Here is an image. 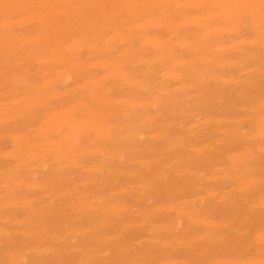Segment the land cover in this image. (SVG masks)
I'll list each match as a JSON object with an SVG mask.
<instances>
[{
    "label": "rangeland",
    "instance_id": "obj_1",
    "mask_svg": "<svg viewBox=\"0 0 264 264\" xmlns=\"http://www.w3.org/2000/svg\"><path fill=\"white\" fill-rule=\"evenodd\" d=\"M12 1L13 0H8V1L5 0L2 3L1 0H0V4L2 3L0 5V8H1L0 9V12H1L0 13V27H1L0 28V31H1L0 32V57H1L0 58V63L2 61H4L2 63L4 65L3 67L0 64V67H2V68H0V76L3 77V78L0 77V79H1L0 80V85H1L0 87L2 88V89L0 88V99H1L0 100V104H1L0 108H2L1 106H3V103H4V106H3L4 108H2L4 111L1 112L2 109H0V120H1L0 121V150H1L0 155L2 156V157L0 156L1 157L0 158V181L3 180V181L0 182V188H1L0 189L1 190L0 194L3 196V199H4V200L3 199L0 200L2 202V205H0V223H1L0 224V229H1V231H0V243L2 244V245L0 244V248L2 247L1 248L2 250H0V252H1L0 253V264L1 263L7 264L8 262H9L8 264H18L20 262H21L20 264H32V263L33 264H79V263H86V264L87 263L88 264H142V263L143 264H164V263H166L167 264V263H170L169 261H171V259H172V261H174V262H171V264H212V263L213 264H224V263H227V264L231 263L232 264L234 262L236 264H255V263L257 264L259 262L258 259H260V262L258 264H262V262H264V261H262V259H264V255H263L264 254V148H262V147H264V134H263L264 133V129L262 128V127H264V123H262V122H264V120H263L264 119V109H263V105H264L263 104L264 103L263 102L264 101V82H263L264 81V72H263L264 71V56H263L264 55V46H263L264 45L263 44L264 43V36H263L264 35V32H263V30H264L263 29L264 28V21H260V20L261 19L264 20L263 19L264 17H262L264 15V13L260 12V7L262 8V6H263L261 11L262 10L264 11V2H262L264 0H262V1L261 0L260 1L259 0H255V2L258 1V2H256L257 4L255 2H252V5H250V2L254 1V0H241V1L240 0H214V1L213 0H211V1L210 0H200L201 3L197 0L199 2L198 3L199 5L197 4V2L195 0H193V1L190 0L189 1V2H192V3L194 2V4L189 3L188 0H124V1L123 0H117V2L121 3V4L115 3L114 1H116V0H103V1L102 0H93V1L92 0H64V1L63 0H56V1L55 0H33V1H36V4L32 0H25V2H24V0L23 1L22 0H18L19 2L20 1L22 2V3L20 2V6H19V2H17V4L15 3V1H17V0H14L13 2ZM28 1H30V2H32L34 4H32V3L28 2ZM98 1H100V2L98 3ZM112 1L114 2L113 6L111 5ZM231 1H233L234 3H232ZM5 2H7L6 6L3 5ZM103 2H104V5H101V4H103ZM170 2H172V3L169 5ZM182 2L184 3V5L186 4V7L183 5ZM216 2L217 3H221L220 5L216 4V6L219 8V10H218V8L215 6L216 7L215 10H217V11H215L214 10L215 7H213V5H215ZM222 2H224V3H222ZM238 2H239L240 5L239 4L237 5ZM260 2H261V4H258ZM24 3H27V4L24 5ZM95 3H98V4H95ZM205 3H207V4L210 3L209 6H210L211 9L214 10L215 15L214 14L211 15V12H213V11L209 8L208 5H205ZM248 3H249V5H248ZM254 3L256 4L255 6L253 5ZM21 4H23L24 6L21 5ZM64 4H66L65 5L66 7L70 6L69 8L67 7V11H65V12H64V10H66L65 9L66 7L64 6ZM84 4H85V6H84ZM166 4L169 5V9H166L168 7ZM172 4H174V7H173ZM190 4H191V6H190ZM224 4H226V5H224ZM242 4L244 5V7H242L243 6ZM9 5L11 6V9H10ZM77 5H78V7H76L77 8L76 9L75 6H77ZM80 5H83L84 7H86L87 5L88 6L86 8H84V7H80ZM98 5L100 7L101 6L102 7L100 8ZM222 5H224V6H222ZM18 6L20 7V9L18 8ZM145 6H146V8H145ZM256 6H257L258 9L256 8ZM104 7H105L106 10H104ZM182 7H183L184 10L182 9ZM192 7H196V9L195 8L193 9ZM202 7H203V9H202ZM225 7H226V9H225ZM12 8L14 10H12ZM74 8L76 9L75 11L72 10ZM102 8H103V10H102ZM176 8H178L177 10L180 9V11H177ZM198 8H200V9H198ZM21 9H22V12H21ZM48 9H50V11ZM91 9H92V11H91ZM149 9L152 10V11H150ZM172 9H173V11H172ZM227 9H230V10L228 11ZM4 10H5V12H3ZM25 10H27V11H25ZM53 10H54V12L52 13ZM133 10H135V11H133ZM164 10L167 11V12H165ZM222 10H225V11L222 12ZM242 10L243 11L246 10V11H244V13H243ZM12 11H15V12H12ZM141 11L143 13H140ZM160 11H161V13L159 14ZM162 11H163V13H162ZM205 11H207V12H205ZM219 11H221L222 13L221 12L219 13ZM227 11H228V13H227ZM236 11H238V12H236ZM240 11H242V13H243L242 16H240L241 15ZM7 12H9V13H7ZM89 12H90V14H89ZM100 12H101L102 15L100 14ZM102 12H104V13H102ZM117 12L118 13L120 12L121 15L119 16L120 13L118 14ZM177 12H178V14H177ZM179 12H181V13L184 12V15H182L180 13L181 14L180 18H179V15H180ZM204 12H205V14H203ZM252 12L254 14H251ZM10 13H11L12 16L10 15ZM30 13H32V14H30ZM84 13H86V14H84ZM223 13H225V15H222ZM237 13H239L238 16H237ZM257 13L259 14V16H258ZM18 14H20V15H18ZM25 14H27V15H25ZM87 14L89 16H87ZM91 14H92V16H91ZM107 14H109V15L107 16ZM31 15L32 16L35 15V17H33V20L29 21V19L32 18ZM42 15L46 16L45 17L46 19L45 18L44 19L41 18V17H43ZM49 15L50 16L52 15L53 17L50 18ZM116 15H118L119 17L116 16ZM189 15H191V17ZM201 15L203 17H200ZM216 15H220L221 17L220 16H216ZM229 15H230V17H229ZM243 15H245V16H243ZM1 16L4 17V18H2ZM10 16L12 18H10ZM27 16H29V17H27ZM37 16H38V18L41 16L40 19L36 18ZM128 16L131 19H129ZM165 16H166L167 20H165ZM168 16L171 18V22H169L170 18ZM187 16H189L188 19L192 18L193 16L195 18L193 17L192 19L188 20ZM233 16L234 17L236 16L235 20H233V18H234ZM26 17L28 19H26ZM85 17L86 18L88 17V19H86ZM121 17L123 18L122 21L120 20ZM182 17H183V21L184 22L182 21ZM214 17L215 18L220 17L221 21H220L219 18H217L218 20L214 19ZM9 18L11 20L15 21V22L11 21ZM23 18H25V19L23 20ZM75 18H76V20H75ZM83 18H85L86 20H84ZM103 18H105V19H103ZM115 18H117V19H115ZM146 18H147V21H146ZM196 18H198V19H196ZM223 18H224V20H222ZM98 19H100V20H98ZM206 19L208 20V22L206 21ZM239 19H241V20H239ZM252 19H253V22H252ZM254 19H255L256 22L254 21ZM8 20L11 21V22L9 21L11 24L7 22ZM126 20L128 22H126ZM152 20L155 21V23ZM191 20H193V21H191ZM213 20H215V21H213ZM247 20H249V21H247ZM4 21H6V22H4ZM58 21H59V23H58ZM82 21H83V23H82ZM91 21H92V24H91ZM94 21L97 22V23H95ZM110 21H112V22H110ZM114 21H116V23ZM130 21H132V22H130ZM158 21H160V25L161 26L157 25L159 23ZM166 21H167L166 24L168 26H165V22ZM188 21L191 22V23H189ZM210 21H213V22H210ZM23 22L24 23L26 22V23L23 24ZM145 22H146V25H145ZM150 22H153L151 24L153 25L154 28L151 27L152 25L150 24ZM177 22H178V24H177ZM182 22H183V24H182ZM5 23L6 24L8 23V24L6 25ZM28 23H32V24L29 25ZM136 23L139 24V25H137ZM170 23L172 24V26H171ZM198 23H199V26L201 25L200 27L197 26ZM227 23H228V25L229 24L230 25L228 26ZM258 23L260 24V26H259ZM17 24H20V25L22 24V27L20 25H17ZM56 24H57V26H56ZM113 24H114V26H113ZM124 24H125V26H124ZM212 24H213V26H211ZM217 24H218V26H217ZM1 25H3V26L6 25L7 28H6V26L3 27ZM24 25H27V26L25 27ZM41 25H42V27H41ZM47 25H49V26L47 27ZM86 25H88V26H86ZM147 25H149V26L147 27ZM261 25H263L262 26L263 28L261 27ZM8 26H9L10 29L8 28ZM96 26H97L98 29L96 28ZM144 26H145V28H144ZM231 26H232V28H231ZM234 26H235V28H234ZM44 27H46V28H44ZM162 27H164L165 29L162 28ZM172 27H174V29H171ZM201 27H202V29H201ZM212 27L214 28V30H213ZM2 28H3L4 31H5V29L7 31L4 32L2 30ZM31 28H32V31H31ZM66 28L67 29L69 28V29L67 30ZM168 28H170V30ZM199 28H200V30H199ZM226 28H227V30H226ZM228 28H230V30L232 29V31L228 30ZM118 29H119V31H117ZM220 29H222L221 32H220ZM259 29H263L262 32ZM8 30H10V31L8 32ZM33 30L35 31L36 34H34ZM64 30H66V32ZM82 30H83L84 33H82ZM135 30H137V31H135ZM202 30H203V32L207 31V30L208 31L202 33ZM215 30H216V32L219 31V33H218L219 35L214 32ZM59 31H62L61 34H60ZM168 31H170V32H168ZM258 31L261 32V33H259ZM39 32H40V34H38ZM136 32L138 33V35H137ZM225 32H227V33H225ZM228 32H229V34H228ZM8 33L9 34L11 33V34L8 36ZM41 33H43V34L45 33L47 35H43ZM98 33L102 34L101 37H105V39L104 38L101 39V37H99L100 34H98ZM173 33L177 34V36L176 35L172 36ZM207 33H209L210 35H208ZM211 33L214 34V35H212ZM220 33H222L223 36ZM258 33H259V35H257ZM109 34H110V36H108ZM147 34L150 37H148ZM204 34L205 35L207 34L208 36H205ZM27 35H31V36L27 37ZM80 35L81 36H85V37H81ZM120 35H121V37H120ZM199 35H201V37ZM211 35H212V37H211ZM14 36H17L16 37L17 39H15ZM18 36L19 37L21 36V38H19ZM22 36H24V38L27 39V42L25 41V39ZM38 36H41V37H38ZM44 36H46L47 38L44 37ZM60 36H61V38H60ZM75 36H77L78 38H76ZM130 36H132V37H130ZM182 36H184V37H182ZM257 36H258V38H256ZM4 37H6V38H4ZM10 37H12V38L8 39ZM33 37H35V38H33ZM43 37L46 38V39H44ZM67 37H68V39H67ZM88 37L90 38L89 41H88V39H89ZM117 37L118 38L120 37V39H118ZM168 37H170V38H168ZM197 37H199L198 40H195V38H197ZM205 37L207 39H204ZM71 38H73V39L75 38V39L73 40ZM129 38H132L133 41L131 39H129ZM155 38L156 39L159 38V39L156 40ZM172 38H174V39L172 41H170L169 39H172ZM255 38L256 39L260 38V40H259L260 42H258V40H256ZM40 39H42V41ZM78 39L79 40L83 39L84 41L82 40L81 41L82 43H81L80 41H78ZM85 39L88 42H86ZM106 39H107V41H106ZM146 39L150 40L151 43L148 40H146ZM175 39H176V41H175L176 43L183 44L182 42L184 41V43H187V44H183V45L179 46L178 44H176L174 42ZM199 39H201V40H199ZM202 39H204V40H202ZM241 39L243 41H245V42H243ZM44 40H46L47 43ZM56 40H58V41H56ZM61 40L62 41L64 40L63 41L64 44L61 43ZM68 40H69V42H68ZM72 40L76 41L77 43L76 42L73 43ZM100 40H102V41H100ZM143 40H146L148 43L146 41H143ZM158 40L159 41L160 40H164V41L167 40V41L165 42V45H162V44H164L162 41H161L162 44H157L159 42ZM192 40H194L196 42L198 41L197 42L198 44L193 41V43H195V44H194V46H192V42H191ZM1 41H3V44H2ZM31 41H33V42H31ZM92 41H94V43ZM131 41H132V43H130ZM186 41L191 42V43H188ZM36 42L37 43L39 42L41 44L40 47H42V48H40L38 46L40 44L38 43V45H37ZM49 42H51V44ZM53 42H54L55 46H54ZM95 42L97 44L98 43L99 44L97 45ZM101 42H103V43H101ZM115 42H119V46L117 45L118 43H115ZM168 42H169V44H168ZM201 42L202 43L205 42L203 44L204 46L202 45ZM207 42H209V43L207 44ZM257 42L260 43V45ZM91 43H93V44L91 45ZM123 43H125V45ZM25 44H28V45L32 44V45H31V47H28V45L26 46ZM67 44L70 47H72V46L73 47L69 49V46ZM70 44H72V45H70ZM171 44H172V46H171ZM205 44H207L209 46H207ZM231 44L233 45V47H232ZM234 44H235V46H234ZM238 44H239V46H238L239 49H238V47L236 49V46ZM247 44L251 45L252 48L249 47ZM52 45H53V47H52ZM66 45L68 46V48H67ZM102 45H103V47H102ZM113 45H115V46H113ZM160 45L161 46H165V48L161 47L163 51L159 47ZM199 45H201V47H198ZM32 46H34V48ZM43 46L46 48V50L43 49ZM130 46H132V47H130ZM187 46L189 48L186 49ZM22 47H23V49H22ZM36 47H39V48L37 49ZM77 47H80L82 50L80 48L77 49ZM106 47H107V49H106ZM133 47H135V48H133ZM145 47H147V49ZM191 47H193V51H191L192 50ZM194 47H196L195 49L198 48L197 49L198 51L197 50L195 51ZM230 47L232 49H235V50L233 51ZM18 48H19V50H18ZM48 48L50 50H48ZM86 48H87L88 51L86 50ZM101 48L104 49L105 51L102 50ZM9 49H11V50H9ZM34 49H36L37 51L34 50ZM42 49L44 51H42ZM100 49L105 54L104 55L102 53L104 56L98 54V53H101ZM135 49H137V50L141 49V50L138 52ZM143 49H146V50H143ZM168 49H169V51H168ZM179 49H180V51H179ZM22 50H25V51L23 52ZM47 50L51 51V53L48 52ZM60 50H61L60 53L55 54V53H57L56 51L59 52ZM65 50H67V51L65 52ZM72 50H76L77 53L75 54V56L71 52ZM130 50H132V51H130ZM218 50H220V51H218ZM231 50H232V52H231ZM93 51H96V52H93ZM121 51H123V53H120ZM156 51H157V53H156ZM158 51H159V53H158ZM205 51H206V53H205ZM7 52H9V54ZM21 52H22V54H21ZM38 52H40V54H38ZM43 52L45 54H43ZM91 52H93L94 54L93 53L91 54ZM108 52H111V53L109 54ZM125 52H127V53H125ZM128 52L130 54H128ZM153 52L156 53V56L159 55V57L158 58L155 57ZM162 52H163V54H161ZM169 52H171V53L173 52L172 53L173 57H172V54L169 53ZM14 53H15V55H14ZM48 53H49V55H48ZM62 53H66L68 57H66V54L63 55ZM2 54H4V56ZM26 54H30V55L26 56ZM61 54H62V57H58L59 59L58 58L56 59V56H61ZM77 54H78L79 57L78 56L76 57ZM118 54L119 55L121 54V56H119ZM122 54H124V56ZM131 54L134 55V56H132ZM136 54L138 55V57H137ZM92 55H94V56H92ZM129 55H131V56H129ZM254 55H255V57H254ZM6 56H8V58ZM13 56H15V57H13ZM24 56L27 57L26 61H25L26 58ZM40 56H43L45 58L40 57ZM50 56L51 57L55 56V57H53L55 59L53 60V58H51L52 59L51 60ZM114 56H116V57H114ZM126 56L127 57L129 56L128 57L129 59H130V57H131V59H132V57H134V59H132V60L130 59V60L126 61V63H125L124 61L128 59ZM152 56H153L154 59L156 58V60L152 59ZM160 56H166V57H164V58H166V60L164 58H161ZM193 56L196 59V61L193 58ZM64 57L67 58V60L70 59V61L72 63L70 61L65 60ZM91 57L93 58V60L91 59V61H90L89 58H91ZM101 57H103V58H101ZM121 57H122V59H121ZM123 57H126V58L124 59ZM167 57L170 58L171 60L168 59ZM205 57H209L208 58L209 61H208V59L206 60ZM220 57H222V59ZM228 57H229V60H228ZM253 57L255 59H253ZM10 58H12V59L10 60ZM87 58L89 59L88 61H87ZM178 58H179L180 61L178 60L179 62H175V61H177ZM219 58H220V60H219ZM225 58H227V59H225ZM60 59H63V60L61 61ZM100 59L102 60V62H101ZM147 59H148V62H146ZM167 59L170 60V61L168 62ZM192 59H194L193 60L194 62L191 61ZM203 59L206 60V62L208 61V64H206V62H204ZM29 60H31V61H29ZM35 60H37V62L40 65ZM119 60H120V62H122L124 60L122 62V63H125V65L123 64L125 66L124 68H123V65L121 63H119ZM162 60L166 61L167 63L166 62H162ZM234 60L237 61V62H235ZM45 61L48 62L49 64L44 63ZM65 61H66V63H64ZM201 61H203L204 64L201 63ZM40 62L41 63L43 62V64L46 65V66L42 65ZM59 62H61V64H59ZM145 62H146V64H145ZM157 62L159 64L161 63L160 66H158L159 64ZM182 62H188V63L182 64ZM230 62H232V63H230ZM246 62H247V64H246ZM14 63H16V64H14ZM24 63H26V64H24ZM89 63H90L91 66L89 65ZM115 63H117V64H115ZM156 63H157V65H155ZM162 63L164 65H162ZM179 63H181V66L180 65L178 66ZM194 63H196V64H194ZM234 63H235V65H233ZM73 64L74 65L77 64V65L74 66ZM105 64H107L108 66L106 67ZM190 64H191L192 67L188 66ZM225 64H228V65H225ZM13 65H14V67H13ZM64 65H66V66H64ZM173 65H174V67H173ZM229 65H230V67L228 68ZM5 66H7V67L5 68ZM87 66L91 67V68H89L90 71H89ZM198 66L201 68L202 71L200 70V68ZM94 67H95L96 70L94 69ZM112 67L114 69H116V70H114ZM184 67H185V69H184ZM193 67L195 69L199 68V70L196 69L197 70V72H196L194 69H192ZM257 67H260V68H257ZM49 68H51V69L49 70ZM92 68H93V70L91 71ZM97 68L99 70H97ZM121 68H123L124 70H127V71H124ZM187 68H188V71H187ZM209 68H211V71H208V70H210ZM37 69H39L38 72H40V73L37 72ZM71 69L74 70V71H72ZM189 69L190 70L192 69L193 71L192 70L190 71ZM45 70L46 71L49 70V71H47L48 74L46 73ZM63 70H67V75H66V72L63 71ZM82 70H83V72H82ZM257 70H259V72L262 75H260L259 72L257 73ZM75 71H76L77 74L75 73ZM80 71L82 73H80ZM205 71H207V75H205L206 74ZM248 71H249V73H248ZM254 71H256V73H254ZM6 72H8V73H6ZM59 72L60 73L61 72L62 73L65 72V73H63L64 74L63 75V74H59ZM68 72L71 73V74H69ZM163 72L166 74L164 78H163V76H164ZM203 72H205V74H203ZM208 72H210V74ZM89 73H91V74H89ZM155 73H156L157 76H155ZM169 73H171V75H177L178 77L170 76ZM175 73H177V74H175ZM179 73L181 75V79L182 80L179 79L180 78ZM244 73H246V74H244ZM3 74H6V75L3 76ZM39 74L42 75V76H39ZM57 74H58V76H57ZM72 74L74 75L75 78L73 77ZM78 74L80 75V77H78L79 76ZM127 74L130 77H128ZM148 74H149V76H148ZM202 74H203V76H202ZM224 74H226V75H224ZM37 75H38L39 78H37ZM48 75H50V78H49ZM68 75L72 76L71 79H70L71 82H69L70 80H67L68 78H70ZM91 75H93V77H91ZM108 75L110 77H108ZM135 75H136V77H135ZM216 75H218V78H216L217 77ZM254 75H256V76H254ZM46 76H47V78H46ZM65 76H67L68 78L66 79ZM132 76L135 79L132 78L134 81L131 82L130 78ZM191 76H193V77H191ZM208 76H209V78H207ZM211 76L214 77V78H212ZM43 77H45L48 82L43 83V80L46 81V79L43 78ZM52 77H53L54 81L53 80H49V79H52ZM90 77H91V80L94 78V80L91 81V82H89V80H88V79H90ZM102 77H103V79H102ZM168 77L170 78L169 81H168V79H169ZM250 77H252V78L250 79ZM10 78L13 79V80H10ZM28 78H29V80H28ZM198 78L199 79L201 78L200 79L201 81ZM202 78H204V79H202ZM23 79H24V81H23ZM55 79H57L58 81L55 80ZM101 79H102V82L107 80L106 82H104L105 86L101 82ZM164 79H165V81H164ZM177 79H179V80H177ZM208 79L211 80V83H210V81ZM213 79H214V81H213ZM229 79H231V80H229ZM15 80H17L16 81L17 83L13 82ZM123 80H125V81H123ZM136 80H137V82H136ZM207 80L209 82H207ZM241 80L243 82H241ZM245 80H246V82H245ZM55 81L56 82L60 81L59 82L60 84L56 83ZM86 81L88 83H91V86H92V84H94L92 86V88L88 87V85L90 86V84H88ZM141 81L143 83L140 84V86H139V82H141ZM146 81H148V82H146ZM9 82H10V84H9ZM144 82H146V83H144ZM229 82H231V83H229ZM233 82H235V83H233ZM5 83H6V85H4ZM19 83H21L23 85H18ZM27 83L29 84V86H27L28 85ZM53 83L54 84L56 83V84H59V85L55 84L56 86H53L54 85ZM86 83H87V85L85 87ZM100 83L102 85H99ZM147 83H148V85L150 84L149 85L150 91H149V89H147L148 88ZM223 83H224V85L226 84L227 86L225 85V87H223ZM37 84H39V85H37ZM41 84H42L43 87L40 86ZM136 84L139 87H137ZM257 84H259V85H257ZM48 85H50L51 88L54 87V91L57 92L58 94L57 93H53L51 91L53 89H51L49 87L47 88ZM61 85H63L62 88H61ZM183 85L186 87V89H185V87ZM188 85L191 86V89H190V87H188ZM205 85L207 86V88H205L206 87ZM242 85H244V86H242ZM9 86H11V87H9ZM24 86H25V88H24ZM35 86L38 87V88L40 87L38 90H40L39 93L41 92L40 93L41 95L38 93V90H37V88ZM65 86H66V88H65ZM108 86H110V87H108ZM132 87H133V89L131 90ZM226 87H227L228 90H226ZM247 87H248V89H247ZM22 88L24 90L27 89L26 92ZM41 88H46V89L43 90ZM93 88L96 89L97 91L94 90ZM128 88H130V89L128 90ZM174 88H176V89H174ZM10 89H12V90L10 91ZM71 89H72V91H71ZM110 89H111L112 92L110 91ZM163 89H165V91L163 93L159 92V91H163ZM18 90H19V92H18ZM100 90L102 91L101 93H100ZM219 90L222 91V92H219ZM14 91L15 92L17 91L16 94H15ZM66 91H68L70 94H68V92H66ZM70 91L72 92V94H71ZM167 91H169V92H167ZM177 91H178V94H177ZM245 91H247V92H245ZM35 92H37L36 94H38V97L36 96ZM42 92H45V93H42ZM47 92H48L49 95L47 94ZM62 92L64 94L60 95L59 93H62ZM107 92H109V93L106 95ZM165 92H167L168 94L165 93ZM202 92H205L206 94L205 93L203 94ZM230 92H232V93H230ZM32 93H34L35 96H36V99L39 98V100H36L34 97L31 98V100H29L28 98L30 96L31 97L34 96ZM75 93H76V95L74 96ZM87 93H89V94H87ZM227 93H229L232 96H230ZM13 94H15V95L13 96ZM67 94L70 95V96H68ZM103 94H105L104 95L105 97L103 96ZM162 94L163 95L165 94V95L163 96ZM50 95H52V97ZM53 95H55L54 97L56 98V100H54L55 98H53ZM109 95H110V97L112 96L111 98H113V100H111ZM159 95L161 96L160 97L161 102L158 104L157 102H159V100L157 102H156V100H157V98H159L158 97ZM205 95H207V96H205ZM63 96H65L66 98L63 97ZM71 96L72 97L74 96V98L76 99V103H75V99L72 98ZM89 96H91L92 99ZM155 96H157V97L155 98ZM166 96H167V98H165ZM201 96H203V98ZM23 97H28V98H26V99L29 100L28 103L26 101L25 102L21 101V100L24 101ZM40 97H42V98H40ZM97 97L99 99L101 98L100 99L101 103H100L99 99H98L99 101L96 100ZM135 97H137V98H135ZM46 98H50L51 101H50V99L45 101ZM58 98H60L61 100L60 99L58 100ZM62 98H64V99H62ZM82 98H83V100H82ZM102 98H104V100L106 99V101H104ZM170 98H172V99H170ZM186 98H187V100H185ZM2 99H3V101H2ZM32 99H35V100L32 101ZM40 99L42 100V102L40 101ZM86 99L88 100V102H86L87 101ZM120 99L123 100L124 102L123 101L121 102ZM132 99H133V101H132ZM78 100H80V103H79ZM81 100L83 102H81ZM118 100H120V101H118ZM126 100H127L128 103H133V104H131V105L129 104L128 105V103H125ZM129 100L132 101V102H130ZM34 101L35 102L38 101V102L35 103ZM61 101H63V103H61ZM93 101H97V103H94ZM103 101H104V103H103ZM142 101H143V103H142ZM16 103H18V104H16ZM25 103H26L27 106L25 105ZM34 103L37 104V106ZM72 103H73V105H72ZM110 103L114 104V105H111V107H110ZM122 103H124V104L122 105ZM137 103L140 104V106H141L140 109H139L140 106H138ZM151 103H152V105H150ZM153 103H155V104L157 103L156 105H158L160 108L158 106H156L155 104L153 105ZM10 104H12V106ZM14 104H16V105H14ZM21 104H22V106H21ZM38 104H41L40 107H39ZM78 104L79 105L81 104V105L78 106ZM100 104L101 105L104 104L105 106L104 105L103 106L105 108L103 106H100ZM118 104H119V106L120 105H122V106L119 107ZM146 104H148V105H146ZM238 104H240V105H238ZM255 104H256V106H254ZM259 105H262V106L260 107ZM7 106L8 107L11 106V109H8ZM23 106H25V107H23ZM41 106H43V107H41ZM70 106L72 108H74V109H72ZM89 106H91V107H89ZM97 106H98V108H97ZM116 106H117V108H116ZM123 106H125V107L126 106L127 107L130 106L131 108L135 109L136 111L133 110V109L130 110V108H127V107H126L127 109L125 110V107H123ZM154 106H156L155 109H153ZM52 107H53V109H52ZM197 107H199V108H197ZM92 108L94 109V111L96 110L95 113H101L102 117L100 118V120H102V121L104 119L103 116L106 117V118L108 117L109 120H110V118H112L111 116H113L111 114H115V115L118 114V116L115 117V115H114L113 117H115V118H112V120H110V122H109L108 119H106L107 121L104 120V122L101 121V123H95V122H99L98 117H100V116L98 114H95L93 112ZM121 108H123V109H121ZM255 108H257V109H255ZM61 109H62V111H60ZM87 109L90 110V111L87 112L88 111ZM243 109H246V110H243ZM250 109L252 111H250ZM25 110L27 111V113L29 112L30 114L29 113L27 114ZM33 110H35V112ZM64 110H65V112H64ZM70 110L73 113L70 112ZM79 110H80V112H79ZM97 110L99 112H97ZM124 110L125 111L128 110L131 114L137 112L138 115L136 113V114H133L131 116V114L128 111L125 112ZM132 110L134 112H131ZM7 111H10V113H6ZM22 111H24L25 113L22 112ZM30 111L33 112L34 115ZM120 111H121V113L119 114ZM146 111H147V113H146ZM18 112H20V114ZM108 112L111 113V114H109ZM116 112H117V114H116ZM139 112H140V114L141 113L142 114L140 115ZM144 112H145L146 115L144 114ZM4 113H6V114H4ZM41 113H42V116H41ZM51 113H53V115ZM81 113L83 115H80ZM85 113H86V115H85ZM1 114H3V115H1ZM7 114H10V115H8L9 117L6 116ZM12 114H13V116H12ZM49 114H51V117L49 116ZM73 114H74V117H72L71 120L68 119L67 117H65V116H71ZM89 114H91V115H89ZM107 114H109V115H107ZM122 114L125 115V116L130 115L128 117H130L131 119H128V117H125V116L123 117ZM155 115L157 116V118H156ZM160 115L162 116V119L160 118L161 117ZM10 116L13 117V118H11ZM58 116L60 118L63 116L64 119L62 117L60 119L59 124H57L56 122H55L56 124H54L53 122L55 121V119H57V118L59 119ZM89 116H91L92 118L89 117ZM88 117H89V120H88ZM2 118H3V122H2ZM14 118H17V119H15V122L13 124H11L12 123L11 120H14ZM83 118H85V119H83ZM90 118H91V120H90ZM94 118L95 119L97 118L98 121H97V119H96V121H94L95 120ZM116 118H117V120H115ZM142 118H143V120H142ZM211 118H212V120H211ZM18 119H21V120L18 121ZM48 119H50V120H48ZM53 119H54V121H53ZM65 119H68L67 122L65 121ZM72 119L74 121H72ZM77 119H79V120L81 119V121H79ZM82 119H83V121L84 120L86 121V122L84 121V123H85L84 125L86 126L85 129H84V125L82 123L83 122ZM145 119H147V120H145ZM227 119L229 121L231 120L230 121L231 123ZM251 119H252V121H251ZM7 120H8L9 123L7 122ZM36 120H38V121H36ZM92 120L94 121L93 125L98 124V125H101V127H99L98 125L97 126L91 125L93 123ZM213 120H215V121H213ZM17 121H18V123H16ZM71 121L75 122V124H71ZM88 121H91V124H87ZM132 121H135L136 123L133 122L134 123L133 124ZM142 121H143V123H145L147 121L145 123L146 125L141 123L142 125H145V126L139 125L140 122H142ZM148 121L149 122L151 121V123H148ZM4 122H7V123H4ZM57 122H58V120H57ZM201 122L202 123L206 122V124L204 123L202 125ZM210 122H212V123H210ZM224 122H227V123L225 124ZM76 123H79L78 125L81 126V129ZM88 123H90V122H88ZM105 123H107V124H105ZM68 124L70 125L71 129L69 128ZM135 124H137V127L135 126ZM155 124H157V125H155ZM198 124H200L199 127H198ZM219 124H220V126H219ZM250 124H252V125H250ZM16 125H19V126H16ZM53 125L54 126L56 125L55 126L56 128ZM57 125L58 126L61 125L60 128L58 127V129L60 130L62 128L61 129L62 132H61V130H60V132H59V130H57ZM66 125L68 127H66ZM74 125H75V127H74ZM89 125H91V126H89ZM104 125H105V127L108 126L107 129L109 128V130H108L109 132L107 131V129H103V128H105ZM115 125L117 126V128H116ZM149 125L152 126V127L150 128ZM169 125H170V127H169ZM205 125H206V127H204ZM63 126H64V129H63ZM131 126H133V127H131ZM195 126H197V127H195ZM9 127H10V129H8ZM17 127H18V129H17ZM40 127H41V129H39ZM46 127H47V129H46ZM98 127L100 128L101 131L103 130V133L100 132ZM111 127H113V128L111 129ZM114 127H115V129H114ZM193 127H195V128H193ZM50 128L52 130L55 129V131H52ZM95 128L96 129L98 128V130H94ZM32 129H34V130H32ZM167 129H169V130H167ZM189 129L190 130L194 129V130L190 131ZM196 129H198V130H196ZM18 130H20V131H18ZM40 130H44L43 133L40 132ZM45 130H48V132H46ZM68 130H70V131L68 132ZM84 130L87 133L84 132ZM89 130H92L94 132V134L91 133L92 131H89ZM104 130H106L109 134L110 133H112V134L109 135ZM136 130H137V133H136ZM138 130H139V132H141V131L142 132L139 133ZM231 130L232 131L234 130V131L232 132ZM50 131L53 132V133L49 134L50 136L53 134L51 136V139H50V136L48 135V133ZM88 131L91 134H88ZM97 131H98V133L96 134ZM10 132H11V134H10ZM72 132H73V134H75L74 136L71 134ZM166 132H168L169 135ZM20 133H22V135H20ZM57 133H59V134H57ZM99 133H100L101 137L103 135L104 138H102V139L103 140L105 139V141H107V142L103 141L102 139H101V141H98L99 140L98 137H100ZM163 133H165L164 135H166V136H164ZM242 133L244 134L245 137L242 136L243 135ZM245 133H246V135H245ZM54 134H56V135H54ZM87 134H88L89 137L87 136ZM126 134H127V136H126ZM133 134L134 135L137 134V136L135 135L136 137H134V136L132 137ZM158 134H160V135L162 134L163 135V139L162 140H161V138H162L161 136L162 135L161 136L159 135V137H160V140H159ZM191 134H192V136H191ZM231 134L234 135V136L233 137L231 136L230 137L231 140H230L229 136ZM253 134L254 135L256 134V135L254 136ZM19 135H20V137H19ZM34 135H36V136H34ZM41 135H43V136H41ZM45 135H47V138L49 139L50 142H51V140H52V142L55 141L54 144L52 142L48 144V146H50L52 149L53 148H55V149L51 150L50 147H49L50 149L48 148V146L46 144L49 141L48 142L46 141V140H48L47 138L45 140V137H46ZM129 135H131V136H129ZM193 135L195 137H193ZM61 136L64 137V138L61 139ZM65 136H67V137H65ZM95 136L97 137L96 139H95ZM125 136H126V138L128 137V139H126ZM186 136H188V137H186ZM251 136L252 137L254 136V137L252 138ZM112 137H114V138L112 139ZM130 137H131V139H129ZM167 137L169 138V140L170 139H172V140L175 139V142L173 143L172 141L167 140ZM183 137H184V139H183ZM248 137H250L251 139L248 138ZM40 138H42V140ZM73 138L75 140H72ZM76 138H78L80 140L77 139L78 140L77 141ZM106 138L109 139V140H106ZM120 138H122V139H120ZM19 139L22 140V141H20ZM36 139H37V141H36ZM67 139H68V141H67ZM89 139H90V141H89ZM28 140L30 142H28ZM31 140H33V141H31ZM43 140H45V141L43 142ZM62 140H64V141H62ZM122 140H124L123 144H122V142H123ZM178 140H180V141H178ZM13 141H14V143H13ZM58 141H59L60 144L58 143ZM74 141H76V143L78 142L77 144H79L80 146L82 145L83 147L81 146L80 148H76V146H77L76 143L71 145L70 142L73 143ZM92 141H94V142H92ZM96 141H98V142H96ZM125 141H127V142H125ZM16 142L17 143H19V142L22 143L23 142L22 144L19 143L22 146H20L19 144L16 145ZM220 142H222V144ZM25 143L27 144V146L25 145ZM56 143H58L57 144L58 147H57ZM65 143H66V145H65ZM93 143H94V145H93ZM31 144L32 145L34 144V145L31 146ZM41 144H42V146L45 149L42 148ZM51 144H53V145H51ZM63 144L65 145L64 147H63ZM69 144L71 145L72 148L70 146H68ZM173 144H175L176 146H173ZM216 144H218V145H216ZM29 145H30V147H29ZM44 145H46L47 148ZM87 145H88V147H87ZM169 145H171V146H169ZM59 146H61V147H59ZM67 146L70 148L68 150L71 151V149H73L75 151L72 150V152H70V151L68 153L65 152V150H67V149H65V147L68 148ZM205 146H206V148H205ZM19 147L25 149L24 152H26V154H24V152H21L23 149H20ZM33 147H35V148H33ZM73 147H75V148H73ZM84 147H87V149L84 148ZM197 147H198V149H197ZM208 147L210 149L213 148V150L212 149L209 150ZM29 148H33V149H29ZM59 148H62V149H59ZM101 148L103 149V151H102ZM259 148H262L263 151H262V149H259ZM13 149H14V151H13ZM27 149H29L31 152L29 150L27 151ZM56 149H58L57 152L55 151L56 153L53 152L54 153L53 154L52 151H54ZM97 149H99V150L101 149L100 151L103 152V154L101 152L102 156L101 155L99 156L100 152ZM191 149H195V150H191ZM44 150H46L47 152L49 150L50 151L47 153ZM62 150H64V151L61 153ZM104 150H105V152L106 151L107 152L105 153ZM121 150H122V152H121ZM200 150H202V151H200ZM229 150H230L231 153L233 152L232 155L229 152ZM34 151H38V152L35 153ZM125 151H126V153H125ZM248 151H249V153H248ZM18 152L20 154L19 158H18ZM29 152H30L31 156L29 155ZM32 152H34V153H32ZM86 152L87 153L90 152V154L86 155L87 154ZM200 152H202L203 154L202 153L200 154ZM243 152H245L246 154L243 153ZM27 153H28V155H27ZM31 153L34 154V155H32ZM38 153L40 154V156H38L39 155ZM51 153H52L53 156L51 155ZM63 153H65L64 156L62 155ZM78 153L80 154L81 158L78 157L79 156ZM197 153H199V154H197ZM247 153L248 154L252 153V154H250L247 157L246 156V155H248ZM22 154H23L24 157L21 156ZM45 154L47 155V158L44 157ZM48 154L51 155V156H48ZM69 154L72 155V156H70ZM112 154H113V156H111L112 158L109 157L111 160L107 159L108 158L107 156L112 155ZM119 154H122L120 156V158L118 157ZM235 154H238V155H236L238 157V159L235 158ZM25 155H27V157ZM55 155H56V157H55ZM68 155H69V157H68ZM115 155H118L117 156V160H116ZM202 155H203V157H202ZM28 156L29 157L33 156L32 160H35V158L36 159L38 158L37 160H35L37 162V164H36V162L33 163L31 158H29ZM61 156H62L63 160L61 159ZM25 157H26V159H25ZM43 157L46 158V159H44ZM67 157H68L69 160L67 159ZM71 157L72 158L75 157V158L72 159ZM28 158L30 160V164L27 163ZM249 158L250 159L252 158V159L250 160ZM64 159H65V161L67 160V162L63 163ZM104 159H105V162H104ZM235 159H237V160H235ZM22 160H25V161H22ZM54 160H55V162H54ZM142 160H144V161L142 162ZM20 161L22 163H20ZM69 161H71V162L69 163V166H68V164H66V163H68ZM148 161H149V163L150 162L151 163L148 164L147 163ZM174 161H176L177 163L174 162ZM23 162H24V164L27 167L24 166ZM75 162L77 164H79V165H77V164L75 165ZM250 162H251V165H250ZM61 163H63L62 166H60ZM104 163H106V164H104ZM174 163H175V165H174ZM237 163L239 165H236ZM9 164H10V166H9ZM18 164L21 165V166H19ZM34 164H36V165L34 166ZM40 164H41V167L39 166ZM64 164H66V166H64ZM46 165H48V169H47ZM74 165H75V167H73ZM33 166H34V168H31ZM37 166H38V169H36ZM63 166H64V168H63ZM234 166H236V167H234ZM245 166L247 168H244ZM251 166H252V169H251ZM39 167H40V169H39ZM42 167L43 168L46 167V168H44V170H43ZM98 167H99V169L101 168V171H103V172H100ZM103 167H104V169H103ZM12 168L14 170H16V173H14V170ZM18 168H19V170H18ZM24 168H26V169H24ZM106 169H108V171ZM234 169H236V170H234ZM245 169H247V171ZM22 171H23V173H22ZM60 171H62V172H60ZM91 171H93V172H91ZM197 171H199V172H197ZM200 171H202V172H200ZM96 172H98L99 174L97 175ZM213 172H216V173H213ZM234 172H236V173L234 174ZM13 173L15 174V176H14ZM95 173H96L97 176L95 175ZM198 173L200 175L197 176ZM203 173H205V176H204ZM248 173L251 174V175L249 176ZM33 174L36 175V178H35V175H33ZM192 174H194V175L192 176ZM212 174H214V175L212 176ZM242 174L244 176H242ZM4 175H6V176H4ZM30 175L34 176V177H32L33 179L31 177H29ZM89 175H91V176H89ZM236 175H237V177H236ZM12 176L14 178H12ZM210 176H212V178ZM222 176L223 177L226 176V177L223 178ZM247 176H248V180H246ZM9 177L12 178V180L11 179L10 180L12 182L14 181L13 183L8 179ZM218 177H219V180H218ZM228 177H230V179ZM242 177H244V178H242ZM25 178H27V179L29 178V179L27 181H25L26 180ZM94 178L97 179L96 182L98 184L95 182V180L94 181L92 180ZM238 178L239 179L241 178V179L239 180ZM261 178H262V181H258L259 179L261 180ZM251 179H254V181H252ZM255 179H257V181L260 182V183H258ZM7 180L9 181L10 185L13 184V186H9V185L6 186L7 184H9ZM89 180H91V181H89ZM99 180H101V181H99ZM36 181H37V184L34 183ZM147 181H148V184L146 183ZM15 182L18 184V186H17V184ZM20 182L21 183L23 182V183L21 184ZM26 182H28V183H26ZM143 182H145L146 184L143 183ZM253 182L256 184V186H255V184H253ZM29 183H30V185L31 184L32 185L30 186ZM47 183L49 185H51L53 183L51 185L52 187L48 186ZM14 184L16 186H14ZM33 184H35L36 187ZM42 184H43V186H42ZM85 184H86L87 187H85ZM90 184H92V185H90ZM240 184H241V187H240ZM37 185H39L38 188H37ZM3 186L4 187L6 186V187L3 188ZM27 186H30V188L29 187L27 188ZM141 186H143V187H141ZM174 186H175V188H174ZM236 186L239 187L240 189L237 188ZM8 187L12 188L14 191L12 189L9 190L10 188L8 189ZM44 187H45V189H44ZM73 187H74V189H73ZM140 187H141V189H139ZM255 187H256V189H255ZM71 188L73 190L70 192ZM77 188H78V190H77ZM52 189H53V191H52ZM143 189H145V190H143ZM237 189H238V191H237ZM241 189L245 190V191L247 190V191L243 192ZM8 190L12 191L13 193L12 192L8 193ZM231 192H232V195L233 194H235V195L231 196ZM71 193H72V195L70 196ZM143 193H144L145 197H144ZM211 193H212V195L208 196V194H211ZM13 194L15 196L16 195L17 196L15 197ZM141 194H142V196H141ZM9 195L11 197L10 199H12V200H13V197H14V200H15L14 202L15 203H17V202L19 203V204H17L18 206L16 205L17 207L22 205V206L19 207L20 209L16 208L15 203H13L12 201H11L12 203L9 202V205L11 203L10 206L7 205L8 204V199H9ZM97 195L100 196V197H97ZM214 195H215V197H214ZM229 195H230V197H229ZM2 196H0V198H2ZM83 196H85V197H83ZM104 196H106V197L103 198ZM202 196H204V199H200V198H203ZM210 196H212V197H210ZM101 197L104 200L103 199H101V200L98 199V198H101ZM261 197H263V198H261ZM20 198H22V199H20ZM52 198H54V199H52ZM85 198H88V199H85ZM96 198H97V200H99L98 202L101 205H97ZM10 199H9V201H10ZM23 199H25L26 201L23 200ZM78 199L83 201V202L80 201V202L77 203ZM192 199H194L195 202ZM52 200H54V201H52ZM119 200H120V202H118ZM198 200H199V202H198ZM5 201H7V202H5ZM51 201H52V203H51ZM86 201L87 202L91 201V203L90 202L89 203L92 204L91 205L92 207H90L89 206L90 204L86 203ZM110 201L112 202L113 205L110 204ZM20 202H22L24 204L26 203L25 206L22 203L20 204ZM29 202H31V203H29ZM116 202H118V204L120 203V205H118ZM176 202L178 203V205H177ZM225 202H227L228 205H224ZM50 203H51V206H50ZM74 203H77V204H74ZM83 203L86 206L83 205V208H82L81 205ZM185 203H186V206H187L186 209H185V206H183V205H185ZM28 204H30V205H28ZM31 204H33L34 207L36 206L35 210L34 209L29 210L30 208L33 207V206L31 207ZM102 204L103 205L106 204V205L102 207ZM198 204H200V205H198ZM252 204H254V205H252ZM259 204H262L263 207L261 205H259ZM111 205L113 206V208H112ZM114 205H116L117 207L114 206ZM161 205H163V206H161ZM87 206H88V208H87ZM98 206H100L101 209ZM251 206H254V207H251ZM76 207H77V209H76ZM119 207H121L120 210H119ZM122 207H124V208H122ZM155 207H156L157 210L155 209ZM165 207H167V208H165ZM172 207H175L176 210H175V208L173 209ZM190 207H192V208H190ZM6 208H7V211H5ZM158 208H161V209H158ZM171 208H172V211H171ZM42 209H43V211H41ZM109 209H111V212H109ZM116 209L118 210V212L120 211V213H118ZM125 209H127V210H125ZM164 209H166V210H164ZM182 209L184 211L185 210L186 211L183 213L181 211ZM4 211L6 213H4ZM29 211H31V212L29 213ZM123 211H125V212L123 213ZM177 211H180V212L177 213ZM188 211L191 214H189ZM7 212H8V216H7ZM186 212H187L188 215H183L182 216V214H186ZM108 213H109V215H108ZM110 213H111V215H112V213L113 214L116 213V214L114 216H111ZM148 213H150V214L148 215ZM199 213H201L202 215L199 214ZM9 214H11V216ZM29 214H31V215L33 214L32 215L33 219L31 218V215H29ZM85 214H86V216H84ZM34 215L35 216L37 215V216L35 217ZM262 215H263V217H262ZM16 216H17L18 219H16ZM104 216L105 217L107 216L106 217L107 219ZM150 216H152V217H150ZM179 216H181L182 218L181 217L179 218ZM6 217L9 218V219H6ZM12 217H13V219H12ZM26 217H28V221L30 223L26 222V224H25V218ZM80 217H82V218H80ZM83 217H84V219H83ZM109 217H111V218H109ZM30 218L32 219L31 221H33V222H31L29 220ZM85 218H86V220H85ZM192 218L194 220H198L199 222L198 223L197 222L194 223V220ZM248 218H250V219H248ZM246 219H247V221H245ZM8 220L12 221V222L8 223L9 222ZM20 220H23V221H20ZM106 220L108 221L107 223L105 222ZM190 220L191 221L193 220V222H191ZM209 220L213 221L216 226L214 224H212L213 222L209 223ZM236 220H238V221H236ZM16 221H17V223H19V221H20V225L17 224ZM243 221H245V222H243ZM82 222H83V224H81ZM179 222H181V223H179ZM201 222H202V224H201ZM203 222H205L206 224L203 223ZM218 222H219V224L220 223L221 224L219 225ZM247 222H251L252 224H250V223L248 224ZM5 223H8V224H5ZM12 223H13V225H11ZM78 223H79V225H78ZM101 223H103V225ZM207 223H208V226H207ZM227 223L229 225H227ZM29 224H31V225H29ZM109 224H111V225H109ZM118 224H119V226H118ZM179 224H180V226H178ZM209 224H212V226L211 225L209 226ZM22 225H24V226H22ZM28 225H29V228H27ZM123 225H125V226L123 227ZM222 225H224V228H222L223 227ZM156 226H157V228H156ZM5 227H7V228H5ZM66 227H67V229H66ZM208 228H209L210 231L208 230ZM232 228H235V230H232ZM2 229H5V230L7 229L8 230V231L4 230L6 234L3 233L4 231L2 232ZM79 229H80V231H79ZM81 229H83V230H81ZM89 229H90V231H89ZM175 229H177V230L175 231ZM253 229H254V231H253ZM45 230H46V232H45ZM47 230H48V232H47ZM164 230H166V231L169 230L171 232H169V231L166 232ZM250 230H252L253 232H251ZM240 231H242L241 232L242 234L239 233ZM246 231H249V233L246 232ZM7 232L9 234L8 237H7ZM31 232H32V234H31ZM77 232H78V234H77ZM67 233H70V234H67ZM97 233H100V234H97ZM158 233H160V234H158ZM162 233L164 234L163 237L161 236ZM210 233L212 234V236L210 235L211 239L209 240V238H210L209 234ZM236 233H238V235ZM255 233H257V234H255ZM28 235H29V237H28ZM41 235H42V237L43 236H45V237L47 236V237L46 238L45 237L42 238ZM94 235H95V237H93ZM256 235H258V236H256ZM165 236H166V238H165ZM196 236L199 237V239H197ZM214 236H215V238H212ZM237 236H239V237H237ZM114 237H116L117 239L114 238ZM203 237L204 238L207 237L208 239L205 238L206 240L204 239L205 242H203L204 241ZM217 237H219V238L217 239ZM41 238L43 240H41ZM61 238H64V239H62L60 241ZM109 238H111V239H109ZM188 238H190V239H188ZM186 239L187 240H191V241H188V242H190L189 244H188L187 241H182V240H186ZM195 239H197V240H195ZM71 240H73V241H71ZM152 240H154V241H152ZM178 240H179V242L181 241V243H179ZM213 240L215 241L214 244H213V242H214ZM218 240H219V242H218ZM255 240H256V242H255ZM33 241H35V242H33ZM57 241H59V242H57ZM206 241H208V242H206ZM167 242H168V244H167ZM260 243H262V244H260ZM3 244H4V247H3ZM54 244H55V246H54ZM105 244L107 246H105ZM163 244L164 245L167 244V245H165L167 247L165 248V246ZM171 244H173V245L171 246ZM238 244H240V245L238 246ZM5 245H7V247ZM21 245H23V246L21 247ZM24 245H25V247H24ZM42 245H46L45 247H48V248L49 247L53 248V250L54 249L57 250L58 248L59 249L57 250L58 252H56V250L53 251L51 249L52 250L51 251L50 249L47 248L48 249V250L46 249L47 252L44 253L45 252V251H43L44 250V246H42ZM52 245H53V247H52ZM162 245H163V247H162ZM14 246H16V247H14ZM207 246H208V248H207ZM248 246H250V248ZM251 246H253V247H251ZM132 247H134V248H132ZM192 247H193V249H192ZM247 247H248V249H246ZM16 248L17 249L19 248V249L17 250ZM81 248H83V249H81ZM11 249L13 250V253H12ZM73 249H77V250H73ZM129 250H131V251H129ZM214 250H216V251H214ZM107 251H108V253H105ZM173 251H174V253H173ZM244 251H245V253H244ZM259 251L262 252V254H259L260 253ZM3 252H4V254H3ZM6 252H7V254H6ZM52 252H54V254ZM171 252H172L173 255L171 254ZM201 252L202 253L204 252L206 255L202 254ZM241 252H243L244 254L241 253ZM99 253H101V254H99ZM103 253H105V254H103ZM216 253H218L219 255H217ZM14 254L15 255L17 254L16 255L17 257ZM19 254H20V256L22 258L19 256ZM22 254H24V255H22ZM102 254H103V256H101ZM12 255H14L15 257H13ZM235 255L238 256V257L236 258ZM256 256H258L259 258L258 257L255 258ZM170 257H172V258H170ZM168 258H170V259L168 260ZM1 259H2V261H1ZM223 259L224 260L228 259L229 261L227 260V262H226V260H225V261H222L223 262L222 263L221 260H223ZM242 259L245 260V262H243ZM14 260L15 261L17 260V263H15ZM21 260H23V261H21ZM87 260H89V261H87ZM250 260L251 261L254 260V262H251ZM24 261H26V262L24 263ZM166 261H168V262H166ZM176 261H179V263L178 262L176 263ZM249 261H250V263H249ZM162 262H164V263H162Z\"/></svg>",
    "mask_w": 264,
    "mask_h": 264
},
{
    "label": "bare ground",
    "instance_id": "obj_2",
    "mask_svg": "<svg viewBox=\"0 0 264 264\" xmlns=\"http://www.w3.org/2000/svg\"><path fill=\"white\" fill-rule=\"evenodd\" d=\"M3 1H5V0H3ZM3 1L1 0L2 3H3ZM6 1H8V0H6ZM13 1H14V0H13ZM13 1H12V2H13ZM22 1H23V0H22ZM32 1H33V0H32ZM55 1H56V0H55ZM55 1H54V2H55ZM63 1H64V0H63ZM92 1H93V0H92ZM102 1H103V0H102ZM123 1H124V0H123ZM189 1H190V0H188V2H189ZM192 1H193V0H192ZM195 1L197 2V4L200 2V0H198L199 2H198L197 0H195ZM210 1H211V0H210ZM213 1H214V0H213ZM240 1H241V0H240ZM259 1H260V0H259ZM261 1H262V0H261ZM17 2H19V1H18V0L15 1L16 4H17ZM20 2H21V1H20ZM20 2H19V6H20ZM24 2H25V0H24ZM28 2H30V1H28ZM28 2H27V3H28ZM33 2L36 4V1H33ZM43 2H44V1H43ZM67 2H68V1H67ZM71 2H72V1H71ZM99 2H100V1H98V3H99ZM114 2H115V3H118L117 0L114 1ZM114 2H113V1H112V3L110 2L112 6H113V3H114ZM138 2H139V1H138ZM149 2H150V1H149ZM196 2H195V3H196ZM231 2L234 3L233 1H231ZM249 2H250V1H249ZM252 2H255V0H254V1H251V2H250V5H252ZM256 2H258V1H256ZM256 2H255V3H256ZM262 2H264V1H262ZM2 3H1V4H2ZM6 3H7V2H5L3 5L6 6ZM8 3H9V2H8ZM21 3H22V2H21ZM27 3H24V5L27 4ZM30 3H32V2H30ZM34 3H32V4H34ZM61 3H62V2H61ZM98 3H95V4H98ZM107 3H108V2H107ZM139 3H140V2H139ZM147 3H148V2H147ZM171 3H172V2H170L169 5H170ZM182 3H183V2H182ZM189 3H192V2H189ZM200 3H201V2H200ZM222 3H224V2H222ZM255 3L253 4L254 6L257 4V3L255 4ZM1 4H0V5H1ZM42 4H43V3H42ZM91 4H92V3H91ZM100 4H101V3H100ZM118 4H121V3H118ZM131 4H132V3H131ZM174 4H175V3H174ZM174 4H172L173 7H174ZM177 4H178V3H177ZM180 4H181V3H180ZM192 4H194V2H193ZM216 4L220 5L221 3H217V2H216L215 5H213V7H215ZM230 4H231V3H230ZM238 4H239V2L237 3V5H238ZM246 4H247V3H246ZM258 4H261V2L258 3ZM3 5H2V6H3ZM7 5H8V4H7ZM21 5H23V4H21ZM24 5H23V6H24ZM65 5H66V4H64V6H65ZM89 5H90V4H89ZM101 5H104V2H103V4H101ZM138 5H139V4H138ZM156 5H157V4H156ZM158 5H159V4H158ZM166 5H167V4H166ZM166 5H165V6H166ZM169 5H167L168 7H167L166 9H169ZM183 5H184V3H183ZM183 5H182V6H183ZM188 5H189V4H188ZM198 5H199V4H198ZM205 5H208V6H209L210 3H208V4L205 3ZM205 5H204V6H205ZM224 5H226V4H224ZM224 5H222V6H224ZM239 5H240V4H239ZM242 5H243V4H242ZM248 5H249V3H248ZM4 6H3V7H4ZM19 6H18V8L20 9ZM27 6H28V5H27ZM29 6H30V5H29ZM35 6H36V5H35ZM46 6H47V5H46ZM64 6H63V7H64ZM73 6H74V5H73ZM73 6H72V7H73ZM84 6H85V4H84ZM84 6H83V5H80V7H84ZM87 6H88V5H87ZM87 6H86V7H87ZM98 6H99V5H98ZM118 6H119V5H118ZM184 6L186 7V4H185ZM184 6H183V7H184ZM190 6H191V4H190ZM229 6H230V5H229ZM257 6H258V5H257ZM257 6H256V8H257ZM9 7H10V9H11V6H10V5H9ZM30 7H31V6H30ZM32 7H33V6H32ZM50 7H51V6H50ZM65 7H66V6H65ZM65 7H64V8H65ZM67 7L69 8L70 6H67ZM67 7L65 8L66 10H64V12L67 11ZM76 7H78V5L75 6V8H76ZM86 7H84V8H86ZM99 7H100V6H99ZM101 7H102V6H101ZM101 7H100V8H101ZM109 7H110V6H109ZM183 7H182V9H183ZM216 7H217V6H216ZM216 7L214 8V10L216 9ZM242 7H244V5H243ZM249 7H250V6H249ZM23 8H24V7H23ZM40 8H41V7H40ZM64 8H63V9H64ZM75 8L72 9V10L75 11V10L77 9V8H76V9H75ZM90 8H91V7H90ZM128 8H129V7H128ZM145 8H146V6H145ZM164 8H165V7H164ZM180 8H181V7H180ZM188 8H189V7H188ZM192 8H193V9H194V8L196 9V7H192ZM206 8H207V7H206ZM209 8H210V6H209ZM217 8H218V7H217ZM251 8H252V7H251ZM262 8H263V6H262ZM262 8L260 7V12L264 13L263 10L261 11ZM0 9H1V8H0ZM8 9H9V8H8ZM50 9H51V8H50ZM50 9H48V10L50 11ZM52 9H53V8H52ZM59 9H60V8H59ZM88 9H89V8H88ZM92 9H93V8H92ZM92 9H91V11H92ZM98 9H99V8H98ZM113 9H114V8H113ZM166 9H165V10H166ZM177 9H178V8H176V10H177ZM190 9H191V8H190ZM198 9H200V8H198ZM202 9H203V7H202ZM210 9H211V8H210ZM225 9H226V7H225ZM257 9H258V8H257ZM12 10H14V9L12 8ZM16 10H17V9H16ZM16 10H15V11H16ZM45 10H46V9H45ZM84 10H85V9H84ZM95 10H96V9H95ZM102 10H103V8H102ZM104 10H106L105 7H104ZM136 10H137V9H136ZM140 10H141V9H140ZM149 10H150V9H149ZM157 10H158V9H157ZM165 10H164V11H165ZM176 10H175V11H176ZM183 10H184V9H183ZM211 10L213 11V12H211V15H212V14L215 15L214 10H213V9H211ZM218 10H219V8H218ZM227 10L229 11L230 9H227ZM253 10H254V9H253ZM10 11H11V10H10ZM15 11H12V12H15ZM17 11H18V10H17ZM25 11H27V10H25ZM31 11H32V10H31ZM46 11H47V10H46ZM46 11H45V12H46ZM70 11H71V10H70ZM80 11H81V10H80ZM85 11H86V10H85ZM87 11H88V10H87ZM100 11H101V10H100ZM109 11H110V10H109ZM120 11H121V10H120ZM133 11H135V10H133ZM145 11H146V10H145ZM150 11H152V10H150ZM169 11H170V10H169ZM172 11H173V9H172ZM175 11H174V12H175ZM177 11H180V9L177 10ZM181 11H182V10H181ZM208 11H209V10H208ZM215 11H217V10H215ZM223 11H225V10H222V12H223ZM228 11H227V13H228ZM242 11H243V10H242ZM242 11H240V12H241V15H240V16H242V14L244 13V11H246V10H244L243 13H242ZM3 12H5V10H4ZM19 12H20V11H19ZM21 12H22V9H21ZM53 12H54V10L52 11V13H53ZM56 12H57V11H56ZM83 12H84V11H83ZM105 12H106V11H105ZM121 12H122V11H121ZM165 12H167V11H165ZM185 12H186V11H185ZM205 12H207V11H205ZM205 12H204L203 14H205ZM220 12H221V11H219V13H220ZM222 12H221V13H222ZM236 12H238V11H236ZM247 12H248V11H247ZM0 13H1V12H0ZM7 13H9V12H7ZM7 13H6V14H7ZM25 13H26V12H25ZM36 13H37V12H36ZM47 13H48V12H47ZM57 13H58V12H57ZM102 13H104V12H102ZM112 13H113V12H112ZM117 13H118V12H117ZM119 13H120V12H119ZM119 13H118V14H119ZM140 13H143V12L141 11ZM153 13H154V12H153ZM153 13H152V14H153ZM160 13H161V11L159 12V14H160ZM162 13H163V11H162ZM170 13H171V12H170ZM175 13H176V12H175ZM180 13H181V12H179V14H180ZM209 13H210V12H209ZM209 13H208V14H209ZM219 13H218V14H219ZM231 13H232V12H231ZM248 13H249V12H248ZM248 13H247V14H248ZM2 14H3V13H2ZM30 14H32V13H30ZM37 14H38V13H37ZM58 14H59V13H58ZM60 14H61V13H60ZM65 14H66V13H65ZM74 14H75V13H74ZM76 14H77V13H76ZM84 14H86V13H84ZM89 14H90V12H89ZM92 14H93V13H92ZM92 14H91V16H92ZM100 14H101V12H100ZM123 14H124V13H123ZM123 14H122V15H123ZM128 14H129V13H128ZM137 14H138V13H137ZM173 14H174V13H173ZM177 14H178V12H177ZM181 14L184 15V12L181 13ZM181 14L179 15V18H180V16H181ZM186 14H187V13H186ZM186 14H185V15H186ZM203 14H202V15H203ZM251 14H254V13L252 12ZM257 14H258V13H257ZM7 15H8V14H7ZM10 15H11V13H10ZM14 15H15V14H14ZM16 15H17V14H16ZM18 15H20V14H18ZM21 15H22V14H21ZM25 15H27V14H25ZM52 15H53V14H52ZM52 15H51V16L49 15V17H50V18L53 17ZM101 15H102V14H101ZM108 15H109V14H107V16H108ZM113 15H114V14H113ZM120 15H121V13L119 14V16H120ZM170 15H171V14H170ZM170 15H169V16H170ZM174 15H175V14H174ZM202 15H201L200 17H203ZM206 15H207V14H206ZM220 15H221V14H220ZM220 15H216V16H220ZM222 15H225V13H223ZM238 15H239V13H237V16H238ZM262 15H263V14H262ZM11 16H12V15H11ZM11 16H10V18H12ZM31 16H32V15H31ZM42 16H43V15H42ZM62 16H63V15H62ZM85 16H86V15H85ZM87 16H89V15L87 14ZM107 16H106V17H107ZM116 16H118V15H116ZM119 16H118V17H119ZM169 16H168V17H169ZM177 16H178V15H177ZM189 16L191 17V15H189ZM189 16H187V19H188ZM243 16H245V15H243ZM258 16H259V14H258ZM258 16H257V17H258ZM1 17H2V16H1ZM14 17H15V16H14ZM14 17H13V18H14ZM27 17H29V16H27ZM27 17H26V19H28ZM33 17H35V15H33L32 18L29 19V21L33 20ZM40 17H41V16H40ZM40 17L38 18V16H37L36 18L40 19ZM45 17H46V16H43V17H41V18L44 19ZM49 17H48V18H49ZM54 17H55V16H54ZM65 17H66V16H65ZM83 17H84V16H83ZM98 17H99V16H98ZM103 17H104V16H103ZM106 17H105V18H106ZM122 17H123V16H122ZM122 17H121V19H120L121 21L123 20ZM193 17H194V16H193ZM193 17H192V18H193ZM196 17H197V16H196ZM207 17H208V16H207ZM220 17H221V16H220ZM220 17H217V18L220 19ZM229 17H230V15H229ZM233 17H234V16H233ZM235 17H236V16H235ZM235 17L233 18V20H235ZM262 17H264V15H263ZM2 18H4V17H2ZM10 18H9V19H10ZM50 18H49V19H50ZM85 18H86V17H85ZM85 18H83V19H84V20L88 19V17H87L86 19H85ZM95 18H96V17H95ZM105 18H103V19H105ZM109 18H110V17H109ZM128 18H129V16H128ZM169 18H170V17H169ZM179 18H178V19H179ZM184 18H185V17H184ZM192 18H189L188 20H190V19H192ZM194 18H195V17H194ZM217 18L214 17V19L218 20ZM258 18H259V17H258ZM21 19H22V18H21ZM21 19H20V20H21ZM24 19H25V18H23V20H24ZM45 19H46V18H45ZM53 19H54V18H53ZM89 19H90V18H89ZM115 19H117V18H115ZM125 19H126V18H125ZM125 19H124V20H125ZM129 19H131V18H129ZM129 19H128V20H129ZM174 19H175V18H174ZM196 19H198V18H196ZM199 19H200V18H199ZM203 19H204V18H203ZM203 19H202V20H203ZM212 19H213V18H212ZM226 19H227V18H226ZM226 19H225V20H226ZM236 19H237V18H236ZM263 19H264V18H263ZM10 20H11V19H10ZM10 20H8L7 22L10 23L11 21H13V20H11V21H10ZM35 20H36V19H35ZM35 20H34V21H35ZM47 20H48V19H47ZM51 20H52V19H51ZM54 20H55V19H54ZM65 20H66V19H65ZM75 20H76V18H75ZM98 20H100V19H98ZM137 20H138V19H137ZM142 20H143V19H142ZM165 20H167V19H166V16H165ZM172 20H173V19H172ZM175 20H176V19H175ZM202 20H201V21H202ZM209 20H210V19H209ZM222 20H224V18H223ZM237 20H238V19H237ZM239 20H241V19H239ZM245 20H246V19H245ZM250 20H251V19H250ZM9 21H10V22H9ZM16 21H17V20H16ZM45 21H46V20H45ZM48 21H49V20H48ZM96 21H97V20H96ZM103 21H104V20H103ZM105 21H106V20H105ZM107 21H108V20H107ZM135 21H136V20H135ZM138 21H139V20H138ZM146 21H147V18H146ZM150 21H151V20H150ZM152 21H153V20H152ZM182 21H183V17H182ZM191 21H193V20H191ZM196 21H197V20H196ZM201 21H200V22H201ZM203 21H204V20H203ZM206 21L208 22L207 19H206ZM213 21H215V20H213ZM213 21H210V22H213ZM220 21H221V19H220ZM247 21H249V20H247ZM254 21H255V19H254ZM257 21H258V20H257ZM260 21H264V20L261 19ZM4 22H6V21H4ZM13 22H15V21H13ZM46 22H47V21H46ZM89 22H90V21H89ZM94 22H95V21H94ZM110 22H112V21H110ZM110 22H109V23H110ZM114 22L116 23V21H114ZM119 22H120V21H119ZM126 22H128V21L126 20ZM130 22H132V21H130ZM148 22H149V21H148ZM153 22L155 23V21H153ZM153 22H150V24L153 23ZM158 22H159V23H158V24L156 23V24H157V25H160V21H158ZM163 22H164V21H163ZM169 22H171V18H170V21H169ZM173 22H174V21H173ZM183 22H184V21H183ZM183 22H182V24H183ZM188 22H189V21H188ZM217 22H218V21H217ZM222 22H223V21H222ZM252 22H253V19H252ZM255 22H256V21H255ZM8 23H7V24H8ZM18 23H19V22H18ZM25 23H26V22H25ZM25 23L23 22V24H25ZM44 23H45V22H44ZM44 23H43V24H44ZM48 23H49V22H48ZM48 23H47V24H48ZM58 23H59V21H58ZM58 23H57V24H58ZM79 23H80V22H79ZM82 23H83V21H82ZM95 23H97V22H95ZM99 23H100V22H99ZM109 23H108V24H109ZM122 23H123V22H122ZM137 23H138V22H137ZM137 23H136V24H137ZM142 23H143V22H142ZM166 23H167V21L165 22V26H168ZM180 23H181V22H180ZM189 23H191V22H189ZM201 23H202V22H201ZM201 23H200V24H201ZM220 23H221V22H220ZM232 23H233V22H232ZM5 24H6V23H5ZM7 24H6V25H7ZM10 24H11V23H10ZM10 24H9V25H10ZM28 24L30 25V24H32V23H28ZM36 24H37V23H36ZM41 24H42V23H41ZM57 24H56V26H57ZM73 24H74V23H73ZM77 24H78V23H77ZM85 24H86V23H85ZM91 24H92V21H91ZM91 24H90V25H91ZM93 24H94V23H93ZM106 24H107V23H106ZM128 24H129V23H128ZM132 24H133V23H132ZM132 24H131V25H132ZM150 24H149V25H150ZM163 24H164V23H163ZM170 24H171V23H170ZM177 24H178V22H177ZM177 24H176V25H177ZM182 24H181V25H182ZM209 24H210V23H209ZM225 24H226V23H225ZM233 24H234V23H233ZM258 24H259V23H258ZM6 25H4V26H6ZM17 25H20V24H17ZM45 25H46V24H45ZM66 25H67V24H66ZM75 25H76V24H75ZM95 25H96V24H95ZM98 25H99V24H98ZM122 25H123V24H122ZM122 25H121V26H122ZM137 25H139V24H137ZM141 25H142V24H141ZM143 25H144V24H143ZM145 25H146V22H145ZM149 25H147V27H148ZM151 25H152V24H151ZM184 25H185V24H184ZM195 25H196V24H195ZM227 25H228V23H227ZM229 25H230V24H229ZM229 25H228V26H229ZM246 25H247V24H246ZM1 26H3V25H1ZM4 26H3V27H4ZM10 26H11V25H10ZM15 26H16V25H15ZM20 26L22 27V24H21ZM24 26L26 27L27 25H24ZM43 26H44V25H43ZM48 26H49V25H47V27H48ZM58 26H59V25H58ZM61 26H62V25H61ZM63 26H64V25H63ZM71 26H72V25H71ZM86 26H88V25H86ZM109 26H110V25H109ZM113 26H114V24H113ZM113 26H112V27H113ZM118 26H119V25H118ZM124 26H125V24H124ZM160 26H161V25H160ZM171 26H172V24H171ZM182 26H183V25H182ZM197 26L200 27L201 25L199 26V23H198ZM211 26H213V24H212ZM214 26H215V25H214ZM217 26H218V24H217ZM219 26H220V25H219ZM222 26H223V25H222ZM222 26H221V27H222ZM232 26H233V25H232ZM232 26H231V28H232ZM256 26H257V25H256ZM259 26H260V24H259ZM259 26H258V27H259ZM262 26H263V25H261V27H262ZM17 27H18V26H17ZM41 27H42V25H41ZM110 27H111V26H110ZM119 27H120V26H119ZM130 27H131V26H130ZM151 27H153V25H152ZM180 27H181V26H180ZM184 27H185V26H184ZM225 27H226V26H225ZM238 27H239V26H238ZM0 28H1V27H0ZM6 28H7V26H6ZM8 28H9V26H8ZM44 28H46V27H44ZM49 28H50V27H49ZM96 28H97V26H96ZM101 28H102V27H101ZM131 28H132V27H131ZM144 28H145V26H144ZM153 28H154V27H153ZM162 28H164V27H162ZM176 28H177V27H176ZM182 28H183V27H182ZM187 28H188V27H187ZM212 28H213V27H212ZM234 28H235V26H234ZM234 28H233V29H234ZM262 28H263V27H262ZM9 29H10V28H9ZM64 29H65V28H64ZM66 29H67V28H66ZM68 29H69V28H68ZM68 29H67V30H68ZM72 29H73V28H72ZM76 29H77V28H76ZM91 29H92V28H91ZM97 29H98V28H97ZM104 29H105V28H104ZM104 29H103V30H104ZM119 29H120V28H119ZM119 29H118L117 31H119ZM137 29H138V28H137ZM150 29H151V28H150ZM164 29H165V28H164ZM168 29L170 30V28H168ZM171 29H174V27H172ZM201 29H202V27H201ZM217 29H218V28H217ZM237 29H238V28H237ZM263 29H264V28H263ZM263 29H259V30L262 32ZM2 30H3V28H2ZM11 30H12V29H11ZM26 30H27V29H26ZM44 30H45V29H44ZM105 30H106V29H105ZM111 30H112V29H111ZM113 30H114V29H113ZM160 30H161V29H160ZM186 30H187V29H186ZM199 30H200V28H199ZM203 30H204V29H203ZM203 30H202V33L208 31V30H207V31H204V32H203ZM213 30H214V28H213ZM218 30H219V29H218ZM221 30H222V29H220V32H221ZM226 30H227V28H226ZM226 30H225V31H226ZM228 30H230V28H228ZM234 30H235V29H234ZM3 31H4V30H3ZM5 31H7V30L5 29ZM5 31H4V32H5ZM9 31H10V30H8V32H9ZM12 31H13V30H12ZM31 31H32V28H31ZM41 31H42V30H41ZM55 31H56V30H55ZM57 31H58V30H57ZM64 31L66 32V30H64ZM73 31H74V30H73ZM77 31H78V30H77ZM80 31H81V30H80ZM80 31H79V32H80ZM99 31H100V30H99ZM114 31H115V30H114ZM135 31H137V30H135ZM144 31H145V30H144ZM174 31H175V30H174ZM230 31H232V29H231ZM0 32H1V31H0ZM33 32H34V34H36L34 30H33ZM33 32H32V33H33ZM43 32H44V31H43ZM59 32H60V34H61L62 31H59ZM74 32H75V31H74ZM79 32H78V33H79ZM125 32H126V31H125ZM127 32H128V31H127ZM146 32H147V31H146ZM155 32H156V31H155ZM161 32H162V31H161ZM168 32H170V31H168ZM171 32H172V31H171ZM178 32H179V31H178ZM214 32L217 33V34L219 33V31L216 32V30H215ZM258 32H259V31H258ZM261 32H259V33H261ZM263 32H264V30H263ZM6 33H7V32H6ZM14 33H15V32H14ZM78 33H77V34H78ZM82 33H84L83 30H82ZM102 33H103V32H102ZM104 33H105V32H104ZM136 33H137V32H136ZM136 33H135V34H136ZM148 33H149V32H148ZM200 33H201V32H200ZM200 33H199V34H200ZM212 33H213V32H212ZM212 33H211V34H212ZM222 33H223V32H222ZM222 33H220V34L223 36ZM225 33H227V32H225ZM233 33H234V32H233ZM259 33H258L257 35H259ZM10 34H11V33H10ZM10 34L8 33V36H9ZM15 34H16V33H15ZM15 34H14V35H15ZM38 34H40V32H39ZM41 34H43V33H41ZM57 34H58V33H57ZM67 34H68V33H67ZM75 34H76V33H75ZM88 34H89V33H88ZM92 34H93V33H92ZM98 34H100V33H98ZM128 34H129V33H128ZM128 34H127V35H128ZM207 34L210 35L209 33H207ZM207 34H206V35L204 34V35H205V36H208ZM228 34H229V32H228ZM239 34H240V33H239ZM43 35H47V34L44 33ZM55 35H56V34H55ZM62 35H63V34H62ZM62 35H61V36H62ZM71 35H72V34H71ZM73 35H74V34H73ZM93 35H94V34H93ZM101 35H102V34H100L99 37H101ZM137 35H138V33H137ZM145 35H146V34H145ZM174 35L177 36V34H174V33H173L172 36H174ZM212 35H214V34H212ZM212 35H211V37H212ZM218 35H219V34H218ZM28 36H31V35H27V37H28ZM36 36H37V35H36ZM36 36H35V37H36ZM61 36H60V38H61ZM64 36H65V35H64ZM69 36H70V35H69ZM80 36H81V35H80ZM103 36H104V35H103ZM108 36H110V34H109ZM133 36H134V35H133ZM147 36H148V34H147ZM153 36H154V35H153ZM156 36H157V35H156ZM176 36H175V37H176ZM194 36H195V35H194ZM199 36L201 37V35H199ZM260 36H261V35H260ZM263 36H264V35H263ZM14 37H15V39H17V38H16L17 36H14ZM18 37H19V36H18ZM22 37L24 38V36H22ZM25 37H26V36H25ZM35 37H33V38H35ZM38 37H41V36H38ZM44 37H46V36H44ZM44 37H43V38H44ZM75 37L78 38L77 36H75ZM81 37H85V36H81ZM81 37H80V38H81ZM93 37H94V36H93ZM93 37H92V38H93ZM97 37H98V36H97ZM115 37H116V36H115ZM120 37H121V35H120ZM120 37H119V38L117 37V38L120 39ZM130 37H132V36H130ZM137 37H138V36H137ZM137 37H136V38H137ZM148 37H150V36H148ZM154 37H155V36H154ZM162 37H163V36H162ZM164 37H165V36H164ZM182 37H184V36H182ZM4 38H6V37H4ZM11 38H12V37H10V38H8V39H11ZM19 38H21V36H20ZM19 38H18V39H19ZM43 38H42V39H43ZM46 38H47V37H46ZM46 38H44V39H46ZM57 38H58V37H57ZM86 38H87V37H86ZM88 38H89V37H88ZM103 38L105 39V37H101V39H103ZM139 38H140V37H139ZM168 38H170V37H168ZM177 38H178V37H177ZM198 38H199V37L195 38V40H198ZM217 38H218V37H217ZM256 38H258V36H257ZM256 38H255V39H256ZM1 39H2V38H1ZM24 39H25V38H24ZM28 39H29V38H28ZM37 39H38V38H37ZM37 39H36V40H37ZM42 39H40V40L42 41ZM67 39H68V37H67ZM67 39H66V40H67ZM69 39H70V38H69ZM71 39H73V38H71ZM74 39H75V38H74ZM74 39H73V40H74ZM96 39H97V38H96ZM129 39L132 40V38H129ZM142 39H143V38H142ZM148 39H149V38H148ZM148 39H146V40H148ZM155 39H156V38H155ZM157 39H159V38H157ZM157 39H156V40H157ZM173 39H174V38L169 39V40L172 41ZM180 39H181V38H180ZM204 39H207V38L205 37ZM204 39H202V40H204ZM5 40H6V39H5ZM32 40H33V39H32ZM38 40H39V39H38ZM52 40H53V39H52ZM73 40H72V41H73ZM82 40H83V39H82ZM82 40H81V39H80V40L78 39V41H80V42H81ZM89 40H90V38L88 39V41H89ZM91 40H92V39H91ZM115 40H116V39H115ZM146 40H143V41H146ZM199 40H201V39H199ZM241 40H242V39H241ZM256 40H258V42H260V41H259L260 38H259V39H256ZM6 41H7V40H6ZM25 41L27 42V39H25ZM44 41H46V40H44ZM56 41H58V40H56ZM63 41H64V40H63ZM63 41L61 40V43L64 44ZM83 41H84V40H83ZM85 41L88 42L86 39H85ZM95 41H96V40H95ZM100 41H102V40H100ZM106 41H107V39H106ZM116 41H117V40H116ZM128 41H129V40H128ZM132 41H133V40H132ZM132 41H131L130 43H132ZM134 41H135V40H134ZM140 41H141V40H140ZM148 41L150 42V40H148ZM158 41H159V40H158ZM158 41H157V42H158ZM161 41H162L164 44H162ZM166 41H167V40H166ZM166 41H164V40H160L157 44L165 45V42H166ZM170 41H169V42H170ZM175 41H176V39L174 40V42H175ZM177 41H178V40H177ZM193 41H194V40L191 41V42H192V46H194V44H195V43H193ZM242 41H243V40H242ZM242 41H241V42H242ZM254 41H255V40H254ZM261 41H262V40H261ZM1 42H2V44H3V41H1ZM26 42H25V43H26ZM31 42H33V41H31ZM39 42H40V41H39ZM39 42H38V43H39ZM59 42H60V41H59ZM68 42H69V40H68ZM75 42H76V41H73V43H75ZM80 42H79V43H80ZM92 42L94 43V41H92ZM97 42H98V41H97ZM103 42H104V41H103ZM103 42H101V43H103ZM146 42H147V41H146ZM169 42H168V44H169ZM186 42H188V41H186ZM191 42H188V43H191ZM194 42H196V41H194ZM197 42H198V41H197ZM197 42H196V43H197ZM243 42H245V41H243ZM246 42H247V41H246ZM250 42H251V41H250ZM258 42H257V43H258ZM38 43L36 42L37 45H38ZM42 43H43V42H42ZM46 43H47V41H46ZM49 43L51 44V42H49ZM76 43H77V42H76ZM81 43H82V42H81ZM84 43H85V42H84ZM84 43H83V44H84ZM93 43H91V45H92ZM95 43H96V42H95ZM101 43H100V44H101ZM115 43H118L117 45L119 46V42H115ZM128 43H129V42H128ZM137 43H138V42H137ZM147 43H148V42H147ZM150 43H151V42H150ZM175 43H176V42H175ZM182 43H183V44H187V43H184V41H183ZM201 43H202V42H201ZM204 43H205V42H203L202 45H203ZM208 43H209V42H207V44H208ZM237 43H238V42H237ZM261 43H262V42H261ZM32 44H33V43H32ZM32 44H31V45H32ZM39 44H40V43H39ZM50 44H49V45H50ZM53 44H54V42H53ZM68 44H69V43H68ZM68 44H67V45H68ZM96 44H97V43H96ZM98 44H99V43H98ZM98 44H97V45H98ZM112 44H113V43H112ZM123 44L125 45V43H123ZM166 44H167V43H166ZM176 44H178L179 46H180V45H183V44H180V43H176ZM197 44H198V43H197ZM207 44H205V45H207ZM222 44H223V43H222ZM241 44H242V43H241ZM243 44H244V43H243ZM258 44L260 45V43H258ZM263 44H264V43H263ZM22 45H23V44H22ZM22 45H21V46H22ZM25 45L27 46L28 44H25ZM25 45H24V46H25ZM31 45H28V47H31ZM42 45H43V44H42ZM59 45H60V44H59ZM61 45H62V44H61ZM67 45H66V46H67ZM70 45H72V44H70ZM85 45H86V44H85ZM87 45H88V44H87ZM131 45H132V44H131ZM190 45H191V44H190ZM227 45H228V44H227ZM231 45H232V44H231ZM247 45H248V44H247ZM247 45H246V46H247ZM34 46H35V45H34ZM34 46H32V47L34 48ZM38 46L40 47L41 44L38 45ZM44 46H45V45H44ZM44 46H43V49L46 50V48H45ZM54 46H55V44H54ZM68 46H69V45H68ZM68 46H67V48H68ZM77 46H78V45H77ZM107 46H108V45H107ZM113 46H115V45H113ZM133 46H134V45H133ZM137 46H138V45H137ZM139 46H140V45H139ZM141 46H142V45H141ZM155 46H156V45H155ZM171 46H172V44H171ZM203 46H204V45H203ZM207 46H209V45H207ZM214 46H215V45H214ZM225 46H226V45H225ZM234 46H235V44H234ZM238 46H239V44L236 46V49H237ZM248 46L251 47V45H248ZM261 46H262V45H261ZM263 46H264V45H263ZM263 46H262V47H263ZM8 47H9V46H8ZM39 47H36V48L38 49ZM50 47H51V46H50ZM52 47H53V45H52ZM72 47H73V46H72ZM72 47L69 46V49L72 48ZM84 47H85V46H84ZM88 47H89V46H88ZM96 47H97V46H96ZM102 47H103V45H102ZM108 47H109V46H108ZM126 47H127V46H126ZM130 47H132V46H130ZM159 47H160V48H161V47H164V48H165V46H161V45H160ZM167 47H168V46H167ZM198 47H201V45H199ZM232 47H233V45H232ZM9 48H10V47H9ZM24 48H25V47H24ZM33 48H32V49H33ZM40 48H42V47H40ZM62 48H63V47H62ZM78 48H80V47H77V49H78ZM92 48H93V47H92ZM114 48H115V47H114ZM116 48H117V47H116ZM133 48H135V47H133ZM145 48L147 49V47H145ZM183 48H184V47H183ZM187 48H189V47L187 46L186 49H187ZM191 48H192L191 51H193V47H191ZM195 48H196V47H194V49H195ZM230 48H231V47H230ZM251 48H252V47H251ZM7 49H8V48H7ZM22 49H23V47H22ZM32 49H31V50H32ZM43 49H42V51H44ZM74 49H75V48H74ZM77 49H76V50H77ZM80 49H81V48H80ZM90 49H91V48H90ZM98 49H99V48H98ZM101 49H102V48H101ZM101 49H100V50H101ZM106 49H107V47H106ZM125 49H126V48H125ZM129 49H130V48H129ZM146 49H143V50H146ZM156 49H157V48H156ZM169 49H170V48H169ZM169 49H168V51H169ZM197 49H198V48H197ZM197 49H195V51H196ZM201 49H202V48H201ZM226 49H227V48H226ZM228 49H229V48H228ZM231 49H232V48H231ZM238 49H239V47H238ZM9 50H11V49H9ZM15 50H16V49H15ZM15 50H14V51H15ZM18 50H19V48H18ZM31 50H30V51H31ZM34 50H36V49H34ZM40 50H41V49H40ZM48 50H50V49L48 48ZM48 50H47V51H48ZM63 50H64V49H63ZM76 50H72V51H71V52L74 54V56H75V54L77 53ZM81 50H82V49H81ZM86 50H87V48H86ZM95 50H96V49H95ZM102 50H104V49H102ZM102 50H101V53H98V54L103 55L104 53L102 52ZM114 50H115V49H114ZM135 50H137V49H135ZM140 50H141V49H140ZM140 50H137V51L139 52ZM143 50H142V51H143ZM153 50H154V49H153ZM157 50H158V49H157ZM161 50H162V48H161ZM165 50H166V49H165ZM173 50H174V49H173ZM204 50H205V49H204ZM216 50H217V49H216ZM216 50H215V51H216ZM232 50L234 51L235 49H232ZM232 50H231V52H232ZM22 51L24 52L25 50H22ZM26 51H27V50H26ZM36 51H37V50H36ZM38 51H39V50H38ZM66 51H67V50H65V52H66ZM73 51H74L75 53H74ZM87 51H88V50H87ZM104 51H105V50H104ZM130 51H132V50H130ZM130 51H129V52H130ZM137 51H136V52H137ZM154 51H155V50H154ZM162 51H163V50H162ZM179 51H180V49H179ZM189 51H190V50H189ZM195 51H194V52H195ZM197 51H198V50H197ZM199 51H200V50H199ZM218 51H220V50H218ZM227 51H228V50H227ZM3 52H4V51H3ZM10 52H11V51H10ZM31 52H32V51H31ZM33 52H34V51H33ZM40 52H41V51H40ZM40 52H38V54H40ZM48 52L51 53V51H48ZM56 52H57V53H55V54H58V53L61 52V50H60L59 52H58V51H56ZM71 52H70V53H71ZM89 52H90V51H89ZM93 52H96V51H93ZM93 52H91V54H92ZM113 52H114V51H113ZM129 52H128V54L131 53V52H130V53H129ZM134 52H135V51H134ZM143 52H144V51H143ZM143 52H142V53H143ZM173 52H174V51H173ZM173 52H172V53H173ZM208 52H209V51H208ZM7 53L9 54V52H7ZM78 53H79V52H78ZM102 53H103V54H102ZM108 53L110 54L111 52H108ZM108 53H107V54H108ZM118 53H119V52H118ZM120 53H123V51H121ZM125 53H127V52H125ZM153 53H154V52H153ZM156 53H157V51H156ZM156 53H154V55H155V57L158 58L159 55L156 56ZM158 53H159V51H158ZM164 53H165V52H164ZM169 53H171V52H169ZM172 53H171V54H172ZM191 53H192V52H191ZM200 53H201V52H200ZM205 53H206V51H205ZM205 53H204V54H205ZM214 53H215V52H214ZM242 53H243V52H242ZM4 54H5V53H4ZM4 54H2V55L4 56ZM21 54H22V52H21ZM21 54H20V55H21ZM32 54H33V53H32ZM34 54H35V53H34ZM38 54H37V55H38ZM43 54H45V53L43 52ZM62 54L65 55L66 53H62ZM62 54H61V56H56V59H57L58 57H62ZM93 54H94V53H93ZM128 54H127V55H128ZM137 54H138V53H137ZM137 54H136V55H137ZM146 54H147V53H146ZM148 54H149V53H148ZM161 54H163V52H162ZM175 54H176V53H175ZM232 54H233V53H232ZM14 55H15V53H14ZM27 55H30V54H26V56H27ZM37 55H36V56H37ZM48 55H49V53H48ZM71 55H72V54H71ZM89 55H90V54H89ZM96 55H97V54H96ZM100 55H99V56H100ZM104 55H105V54H104ZM104 55H103V56H104ZM118 55H119V54H118ZM118 55H117V56H118ZM122 55L124 56V54H122ZM131 55H132V54H131ZM131 55H129V56H131ZM164 55H165V54H164ZM257 55H258V54H257ZM257 55H256V56H257ZM259 55H260V54H259ZM26 56H24V57L26 58L25 61L27 60V57H26ZM34 56H35V55H34ZM77 56H78V54L76 55V57H77ZM92 56H94V55H92ZM119 56H121V54H120ZM129 56H128V57H129ZM132 56H134V55H132ZM182 56H183V55H182ZM250 56H251V55H250ZM263 56H264V55H263ZM6 57L8 58V56H6ZM13 57H15V56H13ZM40 57H43V56H40ZM48 57H49V56H48ZM48 57H47V58H48ZM53 57H55V56H52V57L50 56V59L53 58ZM66 57H68L67 54H66ZM76 57H75V58H76ZM78 57H79V56H78ZM89 57H90V56H89ZM111 57H112V56H111ZM114 57H116V56H114ZM126 57H127V56H126ZM126 57H123V58L125 59ZM128 57H127V58H128ZM137 57H138V55H137ZM141 57H142V56H141ZM160 57H161V58H164V57H166V56H160ZM172 57H173V54H172ZM217 57H218V56H217ZM254 57H255V55H254ZM254 57H253V59H255ZM257 57H258V56H257ZM0 58H1V57H0ZM7 58H6V59H7ZM22 58H23V57H22ZM33 58H34V57H33ZM33 58H32V59H33ZM35 58H36V57H35ZM43 58H45V57H43ZM64 58H65V57H64ZM70 58H71V57H70ZM101 58H103V57H101ZM106 58H107V57H106ZM112 58H113V57H112ZM135 58H136V57H135ZM142 58H143V57H142ZM142 58H141V59H142ZM167 58H168V57H167ZM193 58H194V56H193ZM205 58H206V60H207L209 57H205ZM211 58H212V57H211ZM215 58H216V57H215ZM220 58L222 59V57H220ZM220 58H219V60H220ZM11 59H12V58H10V60H11ZM36 59H37V58H36ZM41 59H42V58H41ZM54 59H55V58H53V60H54ZM58 59H59V58H58ZM89 59H90V61H91V59L93 60L92 57L89 58ZM89 59L87 58V61H88ZM104 59H105V58H104ZM108 59H109V58H108ZM121 59H122V57H121ZM130 59H131V57H130ZM130 59L128 58L127 60H125V61L123 60V61L126 63V61H128V60H130ZM132 59H134V57H132ZM132 59H131V60H132ZM141 59H140V60H141ZM152 59H154L153 56H152ZM164 59L166 60V58H164ZM168 59H170V58H168ZM168 59H167V61L169 62L171 59H170V60H168ZM194 59H195V58H194ZM194 59H192L191 61H193ZM225 59H227V58H225ZM250 59H251V58H250ZM253 59H252V60H253ZM1 60H2V59H1ZM7 60H8V59H7ZM10 60H9V61H10ZM39 60H40V59H39ZM39 60H38V61H39ZM42 60H43V59H42ZM42 60H41V61H42ZM46 60H47V59H46ZM51 60H52V59H51ZM60 60L62 61L63 59H60ZM65 60H67V58H65ZM77 60H78V59H77ZM94 60H95V59H94ZM100 60H101V59H100ZM145 60H146V59H145ZM154 60H156V58H155ZM178 60H179V58L177 59V61H175V60H174V61H175V62H179L180 60H179V61H178ZM200 60H201V59H200ZM206 60L203 59L204 62H206ZM210 60H211V59H210ZM213 60H214V59H213ZM228 60H229V57H228ZM239 60H240V59H239ZM29 61H31V60H29ZM35 61L37 62V60H35ZM48 61H49V60H48ZM57 61H58V60H57ZM67 61H70V59H68ZM74 61H75V60H74ZM82 61H83V60H82ZM105 61H106V60H105ZM107 61H108V60H107ZM123 61H122V62H123ZM149 61H150V60H149ZM195 61H196V59H195ZM198 61H199V60H198ZM203 61H201V63L204 64ZM208 61H209V59H208ZM208 61L206 62V64H208ZM214 61H215V60H214ZM214 61H213V62H214ZM234 61H235V60H234ZM254 61H255V60H254ZM257 61H258V60H257ZM3 62H4V61H2V62L0 63V64L2 65V67L4 66V65L2 64ZM16 62H17V61H16ZM49 62H50V61H49ZM70 62H71V61H70ZM93 62H94V61H93ZM93 62H92V63H93ZM101 62H102V60H101ZM103 62H104V61H103ZM108 62H109V61H108ZM108 62H107V63H108ZM122 62H120V60H119V63H121L122 65H123V64L125 65V63H122ZM140 62H141V61H140ZM143 62H144V61H143ZM143 62H142V63H143ZM146 62H148V59H147ZM146 62H145V64H146ZM150 62H151V61H150ZM150 62H149V63H150ZM162 62H166V61H163V60H162ZM193 62H194V61H193ZM219 62H220V61H219ZM235 62H237V61H235ZM239 62H240V61H239ZM22 63H23V62H22ZM27 63H28V62H27ZM37 63H38V62H37ZM40 63H41V62H40ZM44 63L49 64V63L46 62V61H45ZM51 63H52V62H51ZM53 63H54V62H53ZM56 63H57V62H56ZM64 63H66V61H65ZM67 63H68V62H67ZM71 63H72V62H71ZM104 63H105V62H104ZM111 63H112V62H111ZM157 63H158V62H157ZM157 63H156L155 65H157ZM166 63H167V62H166ZM184 63H188V62H182V64H184ZM189 63H190V62H189ZM197 63H198V62H197ZM230 63H232V62H230ZM243 63H244V62H243ZM252 63H253V62H252ZM4 64H5V63H4ZM14 64H16V63H14ZM24 64H26V63H24ZM38 64H39V63H38ZM41 64L44 65L43 62H42ZM54 64H55V63H54ZM59 64H61V62H59ZM78 64H79V63H78ZM81 64H82V63H81ZM85 64H86V63H85ZM115 64H117V63H115ZM150 64H151V63H150ZM153 64H154V63H153ZM158 64H159V63H158ZM160 64H161V63H160ZM160 64H159L158 66H160ZM173 64H174V63H173ZM194 64H196V63H194ZM203 64H202V65H203ZM206 64H205V65H206ZM215 64H216V63H215ZM220 64H221V63H220ZM228 64H229V63H228ZM228 64H225V65H228ZM246 64H247V62H246ZM5 65H6V64H5ZM34 65H35V64H34ZM39 65H40V64H39ZM52 65H53V64H52ZM55 65H56V64H55ZM57 65H58V64H57ZM69 65H70V64H69ZM71 65H72V64H71ZM73 65H74V64H73ZM76 65H77V64H76ZM76 65H74V66H76ZM82 65H83V64H82ZM82 65H81V66H82ZM89 65H90V63H89ZM105 65H106V67L108 66L107 64H105ZM111 65H112V64H111ZM111 65H110V66H111ZM118 65H119V64H118ZM124 65H123V68L125 67ZM162 65H164V64L162 63ZM174 65H175V64H174ZM174 65H173V67H174ZM179 65L181 66V63H179L178 66H179ZM217 65H218V64H217ZM233 65H235V63H234ZM18 66H19V65H18ZM26 66H27V65H26ZM44 66H46V65H44ZM62 66H63V65H62ZM64 66H66V65H64ZM79 66H80V65H79ZM90 66H91V65H90ZM100 66H101V65H100ZM110 66H109V67H110ZM144 66H145V65H144ZM147 66H148V65H147ZM188 66H191V64L188 65ZM2 67H0V68H2ZM6 67H7V66H5V68H6ZM13 67H14V65H13ZM77 67H78V66H77ZM87 67H88V66H87ZM87 67H86V68H87ZM135 67H136V66H135ZM149 67H150V66H149ZM185 67H186V66H185ZM185 67H184V69H185ZM191 67H192V66H191ZM198 67H199V66H198ZM229 67H230V65L228 66V68H229ZM234 67H235V66H234ZM249 67H250V66H249ZM23 68H24V67H23ZM51 68H52V67H51ZM51 68H49V70H50ZM61 68H62V67H61ZM61 68H60V69H61ZM65 68H66V67H65ZM89 68H91V67H88V69H89ZM112 68H113V67H112ZM115 68H116V67H115ZM123 68H121V69H123ZM155 68H156V67H155ZM164 68H165V67H164ZM199 68H200V67H199ZM199 68H198V69L196 68V69L199 70ZM225 68H226V67H225ZM257 68H260V67H257ZM53 69H54V68H53ZM62 69H63V68H62ZM94 69H95V67H94ZM113 69H114V68H113ZM192 69H194V70L197 72V70H196L194 67H193ZM192 69H191V70H192ZM209 69H210V70H208V69H207V70H208V71H211V68H209ZM230 69H231V68H230ZM243 69H244V68H243ZM38 70H39V69H37V72H38ZM42 70H43V69H42ZM49 70H47V71H49ZM69 70H70V69H69ZM69 70H68V71H69ZM71 70H72V69H71ZM77 70H78V69H77ZM84 70H85V69H84ZM86 70H87V69H86ZM92 70H93V68L91 69V71H92ZM95 70H96V69H95ZM97 70H99V69L97 68ZM102 70H103V69H102ZM102 70H101V71H102ZM114 70H116V69H114ZM123 70H124V69H123ZM167 70H168V69H167ZM167 70H166V71H167ZM181 70H182V69H181ZM189 70H190V69H189ZM191 70H190V71H191ZM200 70H201V68H200ZM221 70H222V69H221ZM228 70H229V69H228ZM252 70H253V69H252ZM252 70H251V71H252ZM1 71H2V70H1ZM24 71H25V70H24ZM43 71H44V70H43ZM45 71H46V70H45ZM47 71H46V73L48 74ZM63 71H65V72H66V75H67V70H63ZM72 71H74V70H72ZM89 71H90V69H89ZM104 71H105V70H104ZM119 71H120V70H119ZM124 71H127V70H124ZM146 71H147V70H146ZM150 71H151V70H150ZM187 71H188V68H187ZM192 71H193V70H192ZM195 71H194V72H195ZM201 71H202V70H201ZM225 71H226V70H225ZM65 72H63V73H65ZM70 72H71V71H70ZM78 72H79V71H78ZM82 72H83V70H82ZM82 72L80 71V73H82ZM84 72H85V71H84ZM115 72H116V71H115ZM205 72H206V74H205ZM205 72H203V74L207 75V71H205ZM234 72H235V71H234ZM237 72H238V71H237ZM252 72H253V71H252ZM258 72H259V70H257V73H258ZM263 72H264V71H263ZM6 73H8V72H6ZM14 73H15V72H14ZM38 73H40V72H38ZM42 73H43V72H42ZM42 73H41V74H42ZM57 73H58V72H57ZM63 73H62V72H61V73L59 72V74H63ZM68 73H69V72H68ZM72 73H73V72H72ZM75 73H76V71H75ZM85 73H86V72H85ZM95 73H96V72H95ZM111 73H112V72H111ZM147 73H148V72H147ZM167 73H168V72H167ZM208 73L210 74V72H208ZM226 73H227V72H226ZM240 73H241V72H240ZM248 73H249V71H248ZM254 73H256V71H254ZM259 73H260V72H259ZM51 74H52V73H51ZM69 74H71V73H69ZM76 74H77V73H76ZM76 74H75V75H76ZM89 74H91V73H89ZM93 74H94V73H93ZM103 74H104V73H103ZM142 74H143V73H142ZM145 74H146V73H145ZM145 74H144V75H145ZM149 74H150V73H149ZM149 74H148V76H149ZM163 74H164V76H163V78H164L166 74H165L164 72H163ZM169 74H170V76H176V77H178L177 75H171V73H169ZM173 74H174V73H173ZM175 74H177V73H175ZM203 74H202V76H203ZM221 74H222V73H221ZM244 74H246V73H244ZM4 75H6V74H3V76H4ZM43 75H44V74H43ZM52 75H53V74H52ZM63 75H64V74H63ZM63 75H62V76H63ZM72 75H73V74H72ZM78 75H79V74H78ZM94 75H95V74H94ZM97 75H98V74H97ZM111 75H112V74H111ZM127 75H128V74H127ZM127 75H126V76H127ZM130 75H131V74H130ZM138 75H139V74H138ZM158 75H159V74H158ZM179 75H180V73H179ZM218 75H219V74H218ZM218 75H216V76H217L216 78H218ZM224 75H226V74H224ZM260 75H262V74L260 73ZM23 76H24V75H23ZM34 76H35V75H34ZM39 76H42V75L39 74ZM44 76H45V75H44ZM48 76H49V78H50V75H48ZM57 76H58V74H57ZM68 76H69V75H68ZM81 76H82V75H81ZM84 76H85V75H84ZM101 76H102V75H101ZM155 76H157L156 73H155ZM195 76H196V75H195ZM252 76H253V75H252ZM254 76H256V75H254ZM0 77H2V76H0ZM60 77H61V76H60ZM63 77H64V76H63ZM65 77H66V79L68 78L67 76H65ZM69 77H70V78H68L67 80H70L72 76H69ZM73 77H74V75H73ZM78 77H80V75H79ZM82 77H83V76H82ZM91 77H93V75H91ZM91 77H90V79H88L89 82H91V81L94 80V78L91 80ZM94 77H95V76H94ZM108 77H110V76L108 75ZM128 77H130V76L128 75ZM135 77H136V75H135ZM191 77H193V76H191ZM211 77H212V76H211ZM247 77H248V76H247ZM2 78H3V77H2ZM12 78H13V77H12ZM37 78H39L38 75H37ZM37 78H36V79H37ZM41 78H42V77H41ZM43 78H45V77H43ZM46 78H47V76H46ZM46 78H45V79H46ZM74 78H75V77H74ZM86 78H87V77H86ZM132 78H134V77L132 76V77L130 78V79H131V80H130L131 82L134 81ZM146 78H147V77H146ZM168 78H169V77H168ZM168 78H167V79H168ZM207 78H209V76H208ZM212 78H214V77H212ZM219 78H220V77H219ZM251 78H252V77H250V79H251ZM21 79H22V78H21ZM57 79H58V78H57ZM57 79H55V80H57ZM76 79H77V78H76ZM97 79H98V78H97ZM102 79H103V77H102ZM102 79H101V82H102ZM128 79H129V78H128ZM134 79H135V78H134ZM152 79H153V78H152ZM165 79H166V78H165ZM165 79H164V81H165ZM179 79H181V75H180V78H179ZM179 79H177V80H179ZM191 79H192V78H191ZM191 79H190V80H191ZM198 79H199V78H198ZM200 79H201V78H200ZM200 79H199V80H200ZM202 79H204V78H202ZM225 79H226V78H225ZM231 79H232V78H231ZM231 79H229V80H231ZM240 79H241V78H240ZM240 79H239V80H240ZM246 79H247V78H246ZM0 80H1V79H0ZM10 80H13V79L10 78ZM28 80H29V78H28ZM42 80H43V79H42ZM49 80H53V81H54L53 77H52V79H49ZM88 80H87V81H88ZM109 80H110V79H109ZM144 80H145V79H144ZM150 80H151V79H150ZM169 80H170V78L168 79V81H169ZM181 80H182V79H181ZM183 80H184V79H183ZM190 80H189V81H190ZM193 80H194V79H193ZM199 80H198V81H199ZM205 80H206V79H205ZM208 80H209L210 83H211V80H210V79H208ZM208 80H207V82H209ZM232 80H233V79H232ZM234 80H235V79H234ZM239 80H238V81H239ZM16 81H17V80H15V81H13V82H16ZM19 81H20V80H19ZM23 81H24V79H23ZM39 81H40V80H39ZM57 81H58V80H57ZM60 81H61V80H60ZM60 81H59V82H60ZM72 81H73V80H72ZM84 81H85V80H84ZM87 81H86V82H87ZM103 81H104V80H103ZM106 81H107V80H106ZM106 81H104V82H106ZM123 81H125V80H123ZM173 81H174V80H173ZM189 81H188V82H189ZM200 81H201V80H200ZM202 81H203V80H202ZM213 81H214V79H213ZM215 81H216V80H215ZM251 81H252V80H251ZM6 82H7V81H6ZM10 82H11V81H10ZM10 82H9V84H10ZM26 82H27V81H26ZM45 82H48L47 79H46V81L43 80V83H45ZM50 82H51V81H50ZM50 82H49V83H50ZM55 82H56V81H55ZM59 82H56V83H59ZM61 82H62V81H61ZM69 82H71V80H70ZM75 82H76V81H75ZM104 82H102L103 85H104ZM136 82H137V80H136ZM146 82H148V81H146ZM146 82H144V83H146ZM186 82H187V81H186ZM203 82H204V81H203ZM216 82H217V81H216ZM231 82H232V81H231ZM231 82H229V83H231ZM241 82H243V81L241 80ZM245 82H246V80H245ZM248 82H249V81H248ZM263 82H264V81H263ZM16 83H17V82H16ZM43 83H42V84H43ZM56 83H55V84H56ZM84 83H85V82H84ZM87 83H88V82H87ZM87 83L85 84V87H86ZM98 83H99V82H98ZM115 83H116V82H115ZM134 83H135V82H134ZM142 83H143L142 81L139 82V86H140V84H142ZM153 83H154V82H153ZM164 83H165V82H164ZM224 83H225V82H224ZM224 83H223V87H225V85H226V84L224 85ZM229 83H228V84H229ZM233 83H235V82H233ZM237 83H238V82H237ZM1 84H2V83H1ZM7 84H8V83H7ZM13 84H14V83H13ZM24 84H25V83H24ZM27 84H28V83H27ZM42 84H41L40 86H42ZM53 84H54V83H53ZM55 84H54L53 86L59 85L60 83H59V84H56V85H55ZM67 84H68V83H67ZM88 84H90V86H91V83H88ZM119 84H120V83H119ZM124 84H125V83H124ZM242 84H243V83H242ZM246 84H247V83H246ZM246 84H245V85H246ZM4 85H6V83H5ZM15 85H16V84H15ZM15 85H14V86H15ZM18 85H23V84L19 83ZM37 85H39V84H37ZM50 85H51V84H50ZM50 85H48L47 88H48V87L51 88L52 85H51V86H50ZM81 85H82V84H81ZM93 85H94V84H92V86H93ZM99 85H102V84L100 83ZM136 85H137V84H136ZM147 85H148V83H147ZM149 85H150V84H149ZM149 85H148V88H147V89H149ZM194 85H195V84H194ZM194 85H193V86H194ZM208 85H209V84H208ZM210 85H211V84H210ZM231 85H232V84H231ZM237 85H238V84H237ZM257 85H259V84H257ZM0 86H1V85H0ZM11 86H12V85H11ZM11 86H9V87H11ZM27 86H29V84H28ZM33 86H34V85H33ZM76 86H77V85H76ZM79 86H80V85H79ZM90 86L88 85L89 88H92V86H91V87H90ZM104 86H105V85H104ZM139 86L137 85V87H139ZM183 86H184V85H183ZM203 86H204V85H203ZM205 86H206V85H205ZM220 86H221V85H220ZM226 86H227V85H226ZM242 86H244V85H242ZM21 87H22V86H21ZM21 87H20V88H21ZM35 87H36V86H35ZM42 87H43V86H42ZM62 87H63V85H61V88H62ZM77 87H78V86H77ZM108 87H110V86H108ZM121 87H122V86H121ZM125 87H126V86H125ZM161 87H162V86H161ZM184 87H185V86H184ZM188 87H190V89H191V86L188 85ZM188 87H187V88H188ZM228 87H229V86H228ZM230 87H231V86H230ZM248 87H249V86H248ZM248 87H247V89H248ZM0 88H1V87H0ZM5 88H6V87H5ZM17 88H18V87H17ZM20 88H19V89H20ZM24 88H25V86H24ZM36 88H37V90H38L40 87H39V88L36 87ZM65 88H66V86H65ZM75 88H76V87H75ZM89 88H88V89H89ZM97 88H98V87H97ZM177 88H178V87H177ZM205 88H207V86H206ZM241 88H242V87H241ZM1 89H2V88H1ZM22 89H23V88H22ZM34 89H35V88H34ZM41 89L44 90V89H46V88H41ZM51 89H53V90H51L53 93H57V92L54 91V87H52ZM78 89H79V88H78ZM78 89H77V90H78ZM93 89H94V88H93ZM120 89H121V88H120ZM122 89H123V88H122ZM129 89H130V88H128V90H129ZM132 89H133V87L131 88V90H132ZM143 89H144V88H143ZM145 89H146V88H145ZM174 89H176V88H174ZM185 89H186V87H185ZM209 89H210V88H209ZM218 89H219V88H218ZM236 89H237V88H236ZM11 90H12V89H10V91H11ZM20 90H21V89H20ZM23 90H24V89H23ZM23 90H22V91H23ZM26 90H27V89H25L24 91L26 92ZM94 90H96V89H94ZM104 90H105V89H104ZM114 90H115V89H114ZM178 90H179V89H178ZM188 90H189V89H188ZM226 90H228L227 87H226ZM39 91H40V90H38V93H39ZM56 91H57V90H56ZM71 91H72V89H71ZM71 91H70V92H71ZM96 91H97V90H96ZM96 91H95V92H96ZM105 91H106V90H105ZM110 91H111V89H110ZM149 91H150V89H149ZM152 91H153V90H152ZM152 91H151V92H152ZM164 91H165V89H163V91H159V92H162V93H163ZM182 91H183V90H182ZM185 91H186V90H185ZM185 91H184V92H185ZM189 91H190V90H189ZM209 91H210V90H209ZM14 92H15V91H14ZM16 92H17V91H16ZM16 92H15V94H16ZM18 92H19V90H18ZM49 92H50V91H49ZM66 92H68V91H66ZM77 92H78V91H77ZM90 92H91V91H90ZM101 92H102V91L100 90V93H101ZM111 92H112V91H111ZM151 92H150V93H151ZM167 92H169V91H167ZM167 92H165V93H167ZM170 92H171V91H170ZM184 92H183V93H184ZM219 92H222V91L219 90ZM226 92H227V91H226ZM228 92H229V91H228ZM239 92H240V91H239ZM245 92H247V91H245ZM36 93H37V92H35V94H36ZM40 93H41V92H40ZM40 93H39V94H40ZM42 93H45V92H42ZM50 93H51V92H50ZM80 93H81V92H80ZM84 93H85V92H84ZM100 93H99V94H100ZM108 93H109V92H107L106 95H107ZM140 93H141V92H140ZM153 93H154V92H153ZM192 93H193V92H192ZM192 93H191V94H192ZM202 93L204 94L205 92H202ZM210 93H211V92H210ZM230 93H232V92H230ZM4 94H5V93H4ZM4 94H3V95H4ZM10 94H11V93H10ZM15 94H13V96H14ZM26 94H27V93H26ZM32 94H33L34 96H32V97H31V96H30V97L28 96L29 98H28V97H23V98H24V101H23V100H21V101H22V102H25V101H26V102L28 103V101L31 100V98L34 97V98L36 99V96L38 97V94H36V96H35L34 93H32ZM32 94H31V95H32ZM47 94H48V92H47ZM57 94H58V93H57ZM59 94L61 95V94H64V93L62 92V93H59ZM65 94H66V93H65ZM68 94H70V93L68 92ZM68 94H67V95H68ZM71 94H72V92H71ZM87 94H89V93H87ZM95 94H96V93H95ZM95 94H94V95H95ZM167 94H168V93H167ZM167 94H166V95H167ZM177 94H178V91H177ZM205 94H206V93H205ZM213 94H214V93H213ZM219 94H220V93H219ZM227 94H229V93H227ZM17 95H18V94H17ZM40 95H41V94H40ZM40 95H39V96H40ZM44 95H45V94H44ZM48 95H49V94H48ZM75 95H76V93L74 94V96H75ZM96 95H97V94H96ZM100 95H101V94H100ZM104 95H105V94H103V96H104ZM162 95H163V94H162ZM164 95H165V94H164ZM164 95H163V96H164ZM201 95H202V94H201ZM229 95H230V94H229ZM241 95H242V94H241ZM244 95H245V94H244ZM255 95H256V94H255ZM4 96H5V95H4ZM4 96H3V97H4ZM13 96H12V97H13ZM50 96L52 97V95H50ZM50 96H49V97H50ZM54 96H55V95H53V98H55ZM65 96H66V95H65ZM65 96H63V97H65ZM68 96H70V95H68ZM74 96H73V97L71 96V97L74 98ZM79 96H80V95H79ZM98 96H99V95H98ZM139 96H140V95H139ZM141 96H142V95H141ZM177 96H178V95H177ZM187 96H188V95H187ZM203 96H204V95H203ZM203 96H201V97L203 98ZM205 96H207V95H205ZM210 96H211V95H210ZM230 96H232V95H230ZM252 96H253V95H252ZM256 96H257V95H256ZM6 97H7V96H6ZM43 97H44V96H43ZM51 97H50V98H51ZM56 97H57V96H56ZM61 97H62V96H61ZM77 97H78V96H77ZM77 97H76V98H77ZM89 97L92 99L91 96H89ZM104 97H105V96H104ZM109 97H110V95H109ZM111 97H112V96H111ZM111 97H110V98H111ZM156 97H157V96H155V98H156ZM158 97H159V98H157L156 102L159 100V102H157V103L159 104V103L161 102V99H160L161 96L159 95ZM171 97H172V96H171ZM199 97H200V96H199ZM211 97H212V96H211ZM222 97H223V96H222ZM224 97H225V96H224ZM238 97H239V96H238ZM257 97H258V96H257ZM8 98H9V97H8ZM8 98H7V99H8ZM20 98H21V97H20ZM26 98H28L29 100L26 99ZM40 98H42V97H40ZM50 98H46V100H45V99H44V100L47 101V100H49ZM65 98H66V97H65ZM67 98H68V97H67ZM135 98H137V97H135ZM135 98H134V99H135ZM165 98H167V96H166ZM172 98H173V97H172ZM172 98H170V99H172ZM207 98H208V97H207ZM252 98H253V97H252ZM35 99H32V101L35 100ZM51 99H52V98H51ZM51 99H50V101H51ZM59 99H60V98H58V100H59ZM62 99H64V98H62ZM68 99H69V98H68ZM74 99H75V98H74ZM87 99H88V98H87ZM87 99H86V100H87ZM91 99H90V100H91ZM98 99H99V98L97 97V99H96L97 101H99L101 98H100L99 100H98ZM102 99L104 100V98H102ZM108 99H109V98H108ZM108 99H107V100H108ZM128 99H129V98H128ZM162 99H163V98H162ZM170 99H169V100H170ZM227 99H228V98H227ZM229 99H230V98H229ZM250 99H251V98H250ZM0 100H1V99H0ZM36 100H39V98H37ZM52 100H53V99H52ZM54 100H56V98H55ZM60 100H61V99H60ZM82 100H83V98H82ZM82 100H81V102H83ZM111 100H113V98H111ZM120 100H121V99H120ZM120 100H118V101H120ZM130 100H131V99H130ZM130 100H129V101H130ZM135 100H136V99H135ZM164 100H165V99H164ZM185 100H187V98H186ZM2 101H3V99H2ZM17 101H18V100H17ZM40 101L42 102L41 99H40ZM45 101H44V102H45ZM50 101H49V102H50ZM65 101H66V100H65ZM73 101H74V100H73ZM78 101H79V103H80V100H78ZM91 101H92V100H91ZM97 101H93V102H94V103H97ZM104 101H106V99H105ZM104 101H103V103H104ZM115 101H116V100H115ZM118 101H117V102H118ZM122 101H123V100H121V102H122ZM132 101H133V99H132ZM132 101H130V102H132ZM203 101H204V100H203ZM240 101H241V100H240ZM240 101H239V102H240ZM4 102H5V101H4ZM10 102H11V101H10ZM34 102H35V101H34ZM36 102H38V101H36ZM36 102H35V103H36ZM44 102H43V103H44ZM86 102H88V100H87ZM108 102H109V101H108ZM123 102H124V101H123ZM134 102H135V101H134ZM154 102H155V101H154ZM217 102H218V101H217ZM220 102H221V101H220ZM235 102H236V101H235ZM254 102H255V101H254ZM263 102H264V101H263ZM1 103H2V102H1ZM13 103H14V102H13ZM13 103H12V104H13ZM20 103H21V102H20ZM35 103H34V104H35ZM46 103H47V102H46ZM61 103H63V101H61ZM73 103H74V102H73ZM73 103H72V105H73ZM75 103H76V99H75ZM89 103H90V102H89ZM100 103H101V100H100ZM105 103H106V102H105ZM125 103H128L127 100L125 101ZM139 103H140V102H139ZM139 103H137L138 106H140V104H141V103H140V104H139ZM142 103H143V101H142ZM157 103H156V104H157ZM240 103H241V102H240ZM245 103H246V102H245ZM259 103H260V102H259ZM6 104H7V103H6ZM12 104H10V105L12 106ZM16 104H18V103H16ZM16 104H14V105H16ZM34 104H33V105H34ZM47 104H48V103H47ZM83 104H84V103H83ZM83 104H82V105H83ZM106 104H107V103H106ZM116 104H117V103H116ZM116 104H115V105H116ZM123 104H124V103H122V105H123ZM129 104L131 105V104H133V103H128V105H129ZM144 104H145V103H144ZM148 104H149V103H148ZM148 104H146V105H148ZM154 104H155V103H153V105H154ZM156 104H155V105H156ZM233 104H234V103H233ZM263 104H264V103H263ZM0 105H1V104H0ZM14 105H13V106H14ZM25 105H26V103H25ZM35 105L37 106V104H35ZM38 105H39V107H40L41 104H38ZM80 105H81V104H80ZM80 105L78 104V106H80ZM85 105H86V104H85ZM88 105H89V104H88ZM90 105H91V104H90ZM103 105H104V104H102V105L100 104V106H103ZM111 105H114V104H111V103H110V107H111ZM122 105H120V106H122ZM125 105H126V104H125ZM128 105H127V106H128ZM150 105H152V103H151ZM238 105H240V104H238ZM238 105H237V106H238ZM243 105H244V104H243ZM3 106H4V103H3ZM3 106H1V107L4 108ZM11 106H9V107L7 106V108H8V109H11ZM21 106H22V104H21ZM26 106H27V105H26ZM49 106H50V105H49ZM49 106H48V107H49ZM83 106H84V105H83ZM91 106H92V105H91ZM91 106H89V107H91ZM104 106H105V105H104ZM104 106H103V107H104ZM108 106H109V105H108ZM118 106H119V104H118ZM120 106H119V107H120ZM127 106H126V107H127ZM132 106H133V105H132ZM136 106H137V105H136ZM156 106H158V105H156ZM156 106H154L153 109H155ZM197 106H198V105H197ZM254 106H256V104H255ZM259 106L261 107L262 105H259ZM14 107H15V106H14ZM23 107H25V106H23ZM41 107H43V106H41ZM70 107H71V106H70ZM73 107H74V106H73ZM76 107H77V106H76ZM106 107H107V106H106ZM123 107H125V106H123ZM126 107H125V110H126L127 108H130V110L133 109V108H131L130 106L127 107V108H126ZM158 107H159V106H158ZM199 107H200V106H199ZM199 107H197V108H199ZM233 107H234V106H233ZM240 107H241V106H240ZM2 108H0V109H2ZM15 108H16V107H15ZM35 108H36V107H35ZM55 108H56V107H55ZM71 108H72V107H71ZM80 108H81V107H80ZM80 108H79V109H80ZM97 108H98V106H97ZM104 108H105V107H104ZM104 108H103V109H104ZM116 108H117V106H116ZM140 108H141V106L139 107V109H140ZM159 108H160V107H159ZM159 108H158V109H159ZM5 109H6V108H5ZM23 109H24V108H23ZM37 109H38V108H37ZM52 109H53V107H52ZM67 109H68V108H67ZM72 109H74V108H72ZM92 109H93V108H92ZM121 109H123V108H121ZM121 109H120V110H121ZM145 109H146V108H145ZM215 109H216V108H215ZM228 109H229V108H228ZM252 109H253V108H252ZM255 109H257V108H255ZM263 109H264V105H263ZM6 110H7V109H6ZM16 110H17V109H16ZM41 110H42V109H41ZM49 110H50V109H49ZM68 110H69V109H68ZM80 110H81V109H80ZM80 110H79V112H80ZM84 110H85V109H84ZM87 110H88V109H87ZM110 110H111V109H110ZM114 110H115V109H114ZM118 110H119V109H118ZM125 110H124V111H125ZM133 110H135V109H133ZM133 110H132L131 112H134ZM243 110H246V109H243ZM259 110H260V109H259ZM3 111H4V110L2 109L1 112H3ZM18 111H19V110H18ZM25 111H26V110H25ZM33 111L35 112V110H33ZM47 111H48V110H47ZM60 111H62V109H61ZM89 111H90V110H88L87 112H89ZM95 111H96V110H95ZM95 111H94V109H93V112H94V113H95ZM103 111H104V110H103ZM121 111H122V110H121ZM121 111L119 112V114L121 113ZM124 111H123V112H124ZM127 111H128V110H127ZM127 111H125V112H127ZM135 111H136V110H135ZM144 111H145V110H144ZM250 111H252V110L250 109ZM22 112H24V111H22ZM30 112H31V111H30ZM58 112H59V111H58ZM64 112H65V110H64ZM67 112H68V111H67ZM70 112H72V111L70 110ZM75 112H76V111H75ZM75 112H74V113H75ZM83 112H84V111H83ZM97 112H99V111L97 110ZM110 112H111V111H110ZM117 112H118V111H117ZM117 112H116V114H117ZM128 112H129V111H128ZM254 112H255V111H254ZM6 113H10V111H7ZM6 113H4V114H6ZM15 113H16V112H15ZM18 113L20 114V112H18ZM24 113H25V112H24ZM26 113H27V111H26ZM28 113H29V112H28ZM28 113H27V114H28ZM31 113H33V112H31ZM45 113H46V112H45ZM53 113H54V112H53ZM53 113H51V114L53 115ZM60 113H61V112H60ZM72 113H73V112H72ZM108 113H109V112H108ZM114 113H115V112H114ZM129 113H130V112H129ZM136 113H137V112L132 113V114L130 113V114H131V116H132L133 114H136ZM146 113H147V111H146ZM22 114H23V113H22ZM29 114H30V113H29ZM51 114H49L50 117H51ZM95 114H98V115L100 116V117H98L99 122H95V123H101V121H102V120H100V118L102 117V116H101V113H95ZM95 114H94V115H95ZM109 114H111V113H109ZM109 114H107V115H109ZM123 114H124V113H123ZM123 114H122V115H123ZM139 114H140V112H139ZM141 114H142V113H141ZM141 114H140V115H141ZM144 114H145V112H144ZM262 114H263V113H262ZM1 115H3V114H1ZM8 115H10V114H7L6 116H8ZM33 115H34V113H33ZM54 115H55V114H54ZM68 115H69V114H68ZM75 115H76V114H75ZM80 115H83V114L81 113ZM85 115H86V113H85ZM89 115H91V114H89ZM107 115H106V116H107ZM111 115L114 116L115 114H111ZM111 115H110V116H111ZM137 115H138V113H137ZM145 115H146V114H145ZM6 116H5V117H6ZM12 116H13V114H12ZM22 116H23V115H22ZM22 116H21V117H22ZM28 116H29V115H28ZM28 116H27V117H28ZM41 116H42V113H41ZM49 116H48V117H49ZM110 116H109V117H110ZM113 116H111V117H112V118H115L116 116H118V114L115 115V117H113ZM124 116H125V115H123V117H124ZM128 116H130V115H128ZM128 116H125V117H128ZM135 116H136V115H135ZM142 116H143V115H142ZM155 116H156V115H155ZM155 116H154V117H155ZM160 116H161V115H160ZM8 117H9V116H8ZM10 117H11V116H10ZM14 117H15V116H14ZM23 117H24V116H23ZM23 117H22V118H23ZM35 117H36V116H35ZM52 117H53V116H52ZM56 117H57V116H56ZM58 117H59V116H58ZM62 117H63V116H62ZM62 117H61V118H62ZM65 117H67L68 119L71 120V118L74 117V114L71 115V116H65ZM69 117H70V118H69ZM89 117H91V116H89ZM89 117H88V120H89ZM120 117H121V116H120ZM139 117H140V116H139ZM149 117H150V116H149ZM257 117H258V116H257ZM11 118H13V117H11ZM33 118H34V117H33ZM37 118H38V117H37ZM37 118H36V119H37ZM61 118L59 117V119L57 118V119H55V121H54V119H53L54 122H53V121H52V122H53L54 124H56V123L59 124ZM85 118H86V117H85ZM85 118H83V119H85ZM91 118H92V117H91ZM91 118H90V120H91ZM103 118H104V119H103ZM103 118H102V119H103L102 122H104V120L108 119V117L106 118V117H104V116H103ZM112 118H110V120H112ZM118 118H119V117H118ZM147 118H148V117H147ZM151 118H152V117H151ZM156 118H157V116H156ZM156 118H155V119H156ZM160 118L162 119V116H161ZM198 118H199V117H198ZM7 119H8V118H7ZM9 119H10V118H9ZM15 119H17V118H14V120H11V122H12L11 124H13V123L15 122ZM31 119H32V118H31ZM46 119H47V118H46ZM50 119H51V118H50ZM50 119H48V120H50ZM63 119H64V117H63ZM68 119H65V121L67 122ZM83 119H82V121H83ZM94 119H95V118H94ZM96 119H97V118H96ZM96 119H95L94 121H96ZM98 119H97V121H98ZM128 119H131V118L128 117ZM158 119H159V118H158ZM163 119H164V118H163ZM214 119H215V118H214ZM230 119H231V118H230ZM4 120H5V119H4ZM19 120H21V119H18V121H19ZM57 120H58V122H57ZM77 120H79V119H77ZM77 120H76V121H77ZM108 120H109V119H108ZM110 120H109V122H110ZM115 120H117V118H116ZM142 120H143V118H142ZM145 120H147V119H145ZM145 120H144V121H145ZM151 120H152V119H151ZM195 120H196V119H195ZM211 120H212V118H211ZM216 120H217V119H216ZM220 120H221V119H220ZM222 120H223V119H222ZM227 120H228V119H227ZM227 120H226V121H227ZM263 120H264V119H263ZM0 121H1V120H0ZM18 121H17L16 123H18ZM30 121H31V120H30ZM36 121H38V120H36ZM42 121H43V120H42ZM42 121H41V122H42ZM72 121H74V120L72 119ZM72 121H71V124H75V122H72ZM79 121H81V119H80ZM84 121H85V120H84ZM84 121L82 122L83 125L85 124ZM92 121H93V120H92ZM94 121H93L92 124H91V121H88V122H90V123L87 122V124H91V125H93V124H94ZM106 121H107V120H106ZM129 121H130V120H129ZM213 121H215V120H213ZM228 121H229V120H228ZM230 121H231V120H230ZM230 121H229V122H230ZM251 121H252V119H251ZM2 122H3V118H2ZM7 122H8V120H7ZM7 122H4V123H7ZM55 122H56V123H55ZM63 122H64V121H63ZM85 122H86V121H85ZM133 122L136 123L135 121H132V123H133ZM146 122H147V121H146ZM146 122H145V123H146ZM208 122H209V121H208ZM208 122H207V123H208ZM216 122H217V121H216ZM220 122H221V121H220ZM8 123H9V122H8ZM50 123H51V122H50ZM50 123H49V124H50ZM53 123H52V124H53ZM134 123H133V124H134ZM141 123H143V121L140 122L139 125H141V126H145V125H146L145 123H143V124H145V125H142ZM148 123H151V121H150V122L148 121ZM153 123H154V122H153ZM201 123H202V122H201ZM201 123H200V124H201ZM204 123L206 124V122H203L202 125H203ZM210 123H212V122H210ZM224 123L226 124L227 122H224ZM230 123H231V122H230ZM257 123H258V122H257ZM262 123H264V122H262ZM2 124H3V123H2ZM42 124H43V123H42ZM52 124H51V125H52ZM61 124H62V123H61ZM63 124H64V123H63ZM76 124L78 125L79 123H76ZM80 124H81V123H80ZM102 124H103V123H102ZM105 124H107V123H105ZM128 124H129V123H128ZM137 124H138V123H137ZM137 124H135L136 127H137ZM200 124H198V127H199ZM220 124H221V123H220ZM220 124H219V126H220ZM47 125H48V124H47ZM68 125H69V124H68ZM77 125H76V126H77ZM91 125H89V126H91ZM97 125H98V124L93 125V126H97ZM131 125H132V124H131ZM153 125H154V124H153ZM155 125H157V124H155ZM210 125H211V124H210ZM250 125H252V124H250ZM254 125H255V124H254ZM8 126H9V125H8ZM16 126H19V125H16ZM23 126H24V125H23ZM23 126H22V127H23ZM53 126H54V125H53ZM53 126H52V127H53ZM55 126H56V125H55ZM55 126H54V127H55ZM60 126H61V125H60ZM60 126L57 125V130H59L58 127L60 128ZM64 126H65V125H64ZM64 126H63V129H64ZM78 126H79L80 129H81V126H80V125H78ZM98 126L101 127V125H98ZM102 126H103V125H102ZM106 126H107V125H106ZM110 126H111V125H110ZM113 126H114V125H113ZM115 126H116V125H115ZM125 126H126V125H125ZM129 126H130V125H129ZM133 126H134V125H133ZM133 126H131V127H133ZM149 126H150V125H149ZM149 126H148V127H149ZM212 126H213V125H212ZM49 127H50V126H49ZM52 127H51V128H52ZM54 127H53V128H54ZM66 127H68V126L66 125ZM74 127H75V125H74ZM85 127H86V126L84 125V129H85ZM99 127H98V128H99ZM104 127H105V125H104ZM107 127H108V126H107ZM107 127L103 128V129H107ZM118 127H119V126H118ZM127 127H128V126H127ZM136 127H135V128H136ZM151 127H152V126H150V128H151ZM169 127H170V125H169ZM169 127H168V128H169ZM195 127H197V126H195ZM195 127H193V128H195ZM204 127H206V125H205ZM19 128H20V127H19ZM51 128H50V129H51ZM55 128H56V127H55ZM69 128H70V125H69ZM69 128H68V129H69ZM90 128H91V127H90ZM98 128H97V129L95 128L94 130H98ZM112 128H113V127H111V129H112ZM116 128H117V126H116ZM128 128H129V127H128ZM139 128H140V127H139ZM139 128H138V129H139ZM145 128H146V127H145ZM150 128H149V129H150ZM262 128L264 129V127H262ZM8 129H10V127H9ZM17 129H18V127H17ZM39 129H41V127H40ZM43 129H44V128H43ZM46 129H47V127H46ZM61 129H62V128H61ZM61 129H60V130H61ZM70 129H71V128H70ZM111 129H110V130H111ZM114 129H115V127H114ZM133 129H134V128H133ZM190 129H191V128H190ZM190 129H189V130H190ZM218 129H219V128H218ZM256 129H257V128H256ZM30 130H31V129H30ZM32 130H34V129H32ZM51 130H52V129H51ZM60 130H59V132H60ZM99 130H100V128H99ZM108 130H109V128L107 129V131H108ZM167 130H169V129H167ZM193 130H194V129H193ZM193 130H190V131H193ZM196 130H198V129H196ZM215 130H216V129H215ZM18 131H20V130H18ZM43 131H44V130H40V132H42V133H43ZM45 131L48 132V130H45ZM52 131H55V129H53ZM69 131H70V130H68V132H69ZM71 131H72V130H71ZM89 131H92V130H89ZM89 131H88V134H91V133L94 134L93 131H92L91 133H89ZM104 131L107 132L106 130H104ZM113 131H114V130H113ZM150 131H151V130H150ZM152 131H153V130H152ZM231 131H232V130H231ZM233 131H234V130H233ZM233 131H232V132H233ZM57 132H58V131H57ZM61 132H62V130H61ZM73 132H74V131H73ZM73 132H72L71 134L74 136L76 133L74 132L75 134H73ZM84 132H86V131L84 130ZM100 132L103 133V130H102V131L100 130ZM108 132H109V131H108ZM108 132H107V133H108ZM138 132H139V130H138ZM141 132H142V131H141ZM141 132H139V133H141ZM195 132H196V131H195ZM195 132H194V133H195ZM242 132H243V131H242ZM42 133H41V134H42ZM51 133H53V132L50 131V132L48 133V135L51 134ZM86 133H87V132H86ZM97 133H98V131L96 132V134H97ZM102 133H101V134H102ZM113 133H114V132H113ZM136 133H137V130H136ZM166 133L168 134V132H166ZM229 133H230V132H229ZM247 133H248V132H247ZM10 134H11V132H10ZM46 134H47V133H46ZM57 134H59V133H57ZM88 134H87V136H88ZM108 134H109V133H108ZM111 134H112V133H110L109 135H111ZM127 134H128V133H127ZM127 134H126V136H127ZM164 134H165V133H163V135H164ZM195 134H196V133H195ZM232 134H233V133H232ZM232 134L229 136V139H230L231 136H232V137L234 136V135H232ZM234 134H235V133H234ZM242 134H243V133H242ZM251 134H252V133H251ZM256 134H257V133H256ZM256 134H255V135H256ZM263 134H264V133H263ZM8 135H9V134H8ZM13 135H14V134H13ZM20 135H22V133H20ZM20 135H19V137H20ZM28 135H29V134H28ZM32 135H33V134H32ZM52 135H53V134H52ZM52 135H51V136H52ZM54 135H56V134H54ZM67 135H68V134H67ZM113 135H114V134H113ZM116 135H117V134H116ZM120 135H121V134H120ZM135 135L137 136V134H135ZM135 135L133 134L132 137H133V136L136 137ZM159 135H160V134H158V137H159ZM161 135H162V134H161ZM161 135H160V136H161ZM163 135L161 136V137H162L161 140L163 139ZM168 135H169V134H168ZM196 135H197V134H196ZM226 135H227V134H226ZM245 135H246V133H245ZM253 135H254V134H253ZM255 135H254V136H255ZM17 136H18V135H17ZM34 136H36V135H34ZM34 136H33V137H34ZM41 136H43V135H41ZM45 136H46V137H45ZM45 136H44V137H45V140H46L47 135H45ZM49 136H50V135H49ZM51 136H50V139H51ZM99 136H100V133H99ZM126 136H125V138H126ZM129 136H131V135H129ZM164 136H166V135H164ZM191 136H192V134H191ZM191 136H190V137H191ZM242 136L245 137L244 134H243ZM247 136H248V135H247ZM254 136H253V137H254ZM8 137H9V136H8ZM23 137H24V136H23ZM23 137H22V138H23ZM28 137H29V136H28ZM65 137H67V136H65ZM77 137H78V136H77ZM88 137H89V136H88ZM88 137H87V138H88ZM105 137H106V136H105ZM107 137H108V136H107ZM110 137H111V136H110ZM119 137H120V136H119ZM147 137H148V136H147ZM158 137H157V138H158ZM168 137H169V136H168ZM168 137H167V140H169ZM186 137H188V136H186ZM186 137H185V138H186ZM193 137H195V136L193 135ZM251 137H252V136H251ZM253 137H252V138H253ZM11 138H12V137H11ZM25 138H26V137H25ZM63 138H64V137L61 136V139H63ZM83 138H84V137H83ZM87 138H86V139H87ZM96 138H97V137L95 136V139H96ZM98 138H99V140H98V139H97V140H98V141H101V139L104 138V137H103V135H102V137L100 136V137H98ZM113 138H114V137H112V139H113ZM137 138H138V137H137ZM141 138H142V137H141ZM151 138H152V137H151ZM165 138H166V137H165ZM170 138H171V137H170ZM248 138H250V137H248ZM248 138H247V139H248ZM255 138H256V137H255ZM261 138H262V137H261ZM12 139H13V138H12ZM26 139H27V138H26ZM28 139H29V138H28ZM40 139L42 140V138H40ZM47 139H48V138H47ZM77 139H78V138H76V140H77ZM120 139H122V138H120ZM126 139H128V137H127ZM129 139H131V137H130ZM134 139H135V138H134ZM179 139H180V138H179ZM183 139H184V137H183ZM221 139H222V138H221ZM250 139H251V138H250ZM8 140H9V139H8ZM15 140H16V139H15ZM19 140H20V139H19ZM45 140H43V142H44ZM70 140H71V139H70ZM72 140H75V139L73 138ZM78 140H80V139H78ZM78 140H77V141H78ZM87 140H88V139H87ZM102 140H103V139H102ZM106 140H109V139L106 138ZM124 140H125V139H124ZM124 140H122V141H123L122 144L124 143ZM140 140H141V139H140ZM159 140H160V137H159ZM230 140H231V139H230ZM245 140H246V139H245ZM20 141H22V140H20ZM31 141H33V140H31ZM36 141H37V139H36ZM46 141L48 142L49 139L46 140ZM59 141H60V140H59ZM59 141H58V143H59ZM62 141H64V140H62ZM62 141H61V142H62ZM67 141H68V139H67ZM89 141H90V139H89ZM98 141H96V142H98ZM103 141H105V139H104ZM127 141H128V140H127ZM127 141H125V142H127ZM130 141H131V140H130ZM138 141H139V140H138ZM169 141H172V142L174 143V142H175V139H174V140L170 139ZM176 141H177V140H176ZM178 141H180V140H178ZM17 142H18V141H17ZM17 142H16V145L19 144V143H21V142H19V143H17ZM28 142H30V141L28 140ZM28 142H27V143H28ZM51 142H52V140H51ZM51 142L49 141L47 144H46V143H45V144L48 146V144L51 143ZM54 142H55V141H54ZM54 142H52V143L54 144ZM86 142H87V141H86ZM92 142H94V141H92ZM105 142H107V141H105ZM13 143H14V141H13ZM22 143H23V142H22ZM22 143H21V144H22ZM58 143H56V145H57ZM66 143H67V142H66ZM66 143H65V145H66ZM68 143H69V142H68ZM75 143H76V141H74L73 143L70 142L71 145H72V144H75ZM77 143H78V142H77ZM77 143H76V144H77ZM176 143H177V142H176ZM216 143H217V142H216ZM220 143L222 144V142H220ZM224 143H225V142H224ZM259 143H260V142H259ZM34 144H35V143H34ZM34 144H33V145H34ZM39 144H40V143H39ZM53 144H51V145H53ZM59 144H60V143H59ZM70 144H69L68 146L71 147ZM95 144H96V143H95ZM126 144H127V143H126ZM132 144H133V143H132ZM13 145H14V144H13ZM19 145H20V144H19ZM25 145L27 146L26 143H25ZM25 145H24V146H25ZM33 145L31 144V146H33ZM37 145H38V144H37ZM46 145H44V146H46ZM61 145H62V144H61ZM65 145L63 144V147H64ZM78 145H79V144H77L76 148H80V147L82 146V145H81V146H80V145L78 146ZM85 145H86V144H85ZM93 145H94V143H93ZM216 145H218V144H216ZM219 145H220V144H219ZM259 145H260V144H259ZM20 146H22V145H20ZM38 146H39V145H38ZM41 146H42V144H41ZM47 146H46V148H47ZM68 146H67V147H68ZM73 146H74V145H73ZM96 146H97V145H96ZM169 146H171V145H169ZM173 146H176V145L173 144ZM208 146H209V145H208ZM29 147H30V145H29ZM49 147H50V146H48V148H49ZM52 147H53V146H52ZM57 147H58V145H57ZM59 147H61V146H59ZM82 147H83V146H82ZM87 147H88V145H87ZM87 147H84V148L87 149ZM91 147H92V146H91ZM97 147H98V146H97ZM97 147H96V148H97ZM203 147H204V146H203ZM203 147H202V148H203ZM17 148H18V147H17ZM19 148H20V149H23V148H21V147H19ZM33 148H35V147H33ZM33 148H29V149H33ZM40 148H41V147H40ZM42 148H44V147L42 146ZM50 148H51V147H50ZM50 148H49V149H50ZM71 148H72V147H71ZM73 148H75V147H73ZM96 148H95V149H96ZM172 148H173V147H172ZM200 148H201V147H200ZM200 148H199V149H200ZM205 148H206V146H205ZM253 148H254V147H253ZM262 148H264V147H262ZM262 148H259V149H262ZM29 149H27V151H28ZM44 149H45V148H44ZM53 149H55V148H53ZM53 149L51 148V150H53ZM59 149H62V148H59ZM65 149H67V150H65ZM65 149H64V150H65V152H67V153L70 151V150H68V149H70L69 147H68V148L65 147ZM101 149H102V148H101ZM101 149H100V150H101ZM167 149H168V148H167ZM197 149H198V147H197ZM203 149H204V148H203ZM208 149H209V150H211V149L213 150V148L210 149L209 147H208ZM250 149H251V148H250ZM18 150H19V149H18ZM24 150H25V149H23L21 152H24ZM36 150H37V149H36ZM38 150H39V149H38ZM57 150H58V149L52 151V153L55 152V151L57 152ZM64 150H62L61 153H62ZM72 150H73V149H71L70 152H72ZM82 150H83V149H82ZM97 150H99V149H97ZM97 150H96V151H97ZM100 150H99V152H100L99 156H100V155L102 156V154H103V152H102L103 149H102V151H100ZM106 150H107V149H106ZM191 150H195V149H191ZM256 150H257V149H256ZM13 151H14V149H13ZM29 151H30V150H29ZM32 151H33V150H32ZM44 151H46V150H44ZM49 151H50V150H49ZM49 151H48V152H49ZM59 151H60V150H59ZM73 151H75V150H73ZM84 151H85V150H84ZM88 151H89V150H88ZM108 151H109V150H108ZM129 151H130V150H129ZM200 151H202V150H200ZM205 151H206V150H205ZM232 151H233V150H232ZM262 151H263V149H262ZM0 152H1V150H0ZM21 152H20V153H21ZM30 152H31V151H30ZM30 152H29V155H30ZM34 152L36 153V152H38V151H34ZM34 152H32V153H34ZM46 152H47V151H46ZM48 152H47V153H48ZM56 152H55V153H56ZM101 152H102V154H101ZM104 152H105V150H104ZM106 152H107V151H106ZM106 152H105V153H106ZM121 152H122V150H121ZM167 152H168V151H167ZM170 152H171V151H170ZM196 152H197V151H196ZM229 152H230V150H229ZM260 152H261V151H260ZM4 153H5V152H4ZM32 153H31V154H32ZM52 153H51V155H52ZM79 153H80V152H79ZM79 153H78V154H79ZM86 153H87V152H86ZM105 153H104V154H105ZM111 153H112V152H111ZM113 153H114V152H113ZM118 153H119V152H118ZM125 153H126V151H125ZM130 153H131V152H130ZM201 153H202V152H200V154H201ZM221 153H222V152H221ZM230 153H231V152H230ZM243 153H245V152H243ZM248 153H249V151H248ZM248 153H247V154H248ZM253 153H254V152H253ZM7 154H8V153H7ZM10 154H11V153H10ZM24 154H26V152H24ZM38 154H39V153H38ZM38 154H37V155H38ZM49 154H50V153H49ZM49 154H48V156H51V155H49ZM53 154H54V153H53ZM64 154H65V153H63L62 155L64 156ZM72 154H73V153H72ZM82 154H83V153H82ZM84 154H85V153H84ZM88 154H90V152L87 153L86 155H88ZM109 154H110V153H109ZM133 154H134V153H133ZM168 154H169V153H168ZM170 154H171V153H170ZM197 154H199V153H197ZM202 154H203V153H202ZM232 154H233V152L231 153V155H232ZM241 154H242V153H241ZM245 154H246V153H245ZM250 154H252V153H250ZM250 154H248V155H246V156L248 157ZM2 155H3V154H2ZM27 155H28V153H27ZM27 155H25V156L27 157ZM32 155H34V154H32ZM35 155H36V154H35ZM43 155H44V154H43ZM69 155H70V154H69ZM69 155H68V157H69ZM76 155H77V154H76ZM121 155H122V154H119V156H118V155H115L116 160H117V156L120 158ZM189 155H190V154H189ZM236 155H238V154H235V158L238 159V157H237ZM242 155H243V154H242ZM0 156H1V155H0ZM9 156H10V155H9ZM9 156H8V157H9ZM19 156H20V154H19V152H18V158H19ZM21 156H23V154H22ZM30 156H31V155H30ZM38 156H40V154H39ZM52 156H53V155H52ZM70 156H72V155H70ZM93 156H94V155H93ZM95 156H96V155H95ZM111 156H113V154L107 156V157H108L107 159H110L109 157H111ZM252 156H253V155H252ZM252 156H251V157H252ZM1 157H2V156H1ZM1 157H0V158H1ZM3 157H4V156H3ZM16 157H17V156H16ZM23 157H24V156H23ZM26 157H25V159H26ZM28 157H29V156H28ZM32 157H33V156H32ZM32 157H29V158H31V160H32ZM44 157L47 158V155L45 154ZM44 157H43V158H44ZM55 157H56V155H55ZM68 157H67V159H68ZM78 157H80V154H79ZM187 157H188V156H187ZM202 157H203V155H202ZM14 158H15V157H14ZM14 158H13V159H14ZM18 158H17V159H18ZM21 158H22V157H21ZM29 158H28V161H29V162L27 161L28 164H30V160H29ZM34 158H35V157H34ZM39 158H40V157H39ZM46 158H44V159H46ZM63 158H64V157H63ZM65 158H66V157H65ZM71 158H72V157H71ZM74 158H75V157H73L72 159H74ZM80 158H81V157H80ZM91 158H92V157H91ZM93 158H94V157H93ZM111 158H112V157H111ZM119 158H118V159H119ZM231 158H232V157H231ZM3 159H4V158H3ZM15 159H16V158H15ZM22 159H23V158H22ZM37 159H38V158H37ZM37 159L35 158V160H37ZM53 159H54V158H53ZM55 159H56V158H55ZM61 159H62V156H61ZM77 159H78V158H77ZM94 159H95V158H94ZM123 159H124V158H123ZM229 159H230V158H229ZM233 159H234V158H233ZM237 159H235V160H237ZM241 159H242V158H241ZM249 159H250V158H249ZM251 159H252V158H251ZM251 159H250V160H251ZM10 160H11V159H10ZM19 160H20V159H19ZM35 160H32L33 163L36 162ZM62 160H63V159H62ZM62 160H61V161H62ZM68 160H69V159H68ZM96 160H97V159H96ZM110 160H111V159H110ZM110 160H109V161H110ZM113 160H114V159H113ZM177 160H178V159H177ZM5 161H6V160H5ZM22 161H25V160H22ZM38 161H39V160H38ZM44 161H45V160H44ZM47 161H48V160H47ZM59 161H60V160H59ZM93 161H94V160H93ZM119 161H120V160H119ZM143 161H144V160H142V162H143ZM188 161H189V160H188ZM238 161H239V160H238ZM40 162H41V161H40ZM54 162H55V160H54ZM57 162H58V161H57ZM62 162H63V161H62ZM65 162H67V160L65 161V159H64V162H63V163H65ZM70 162H71V161H69V162L66 163V164H68V166H69V163H70ZM72 162H73V161H72ZM77 162H78V161H77ZM104 162H105V159H104ZM174 162H176V161H174ZM235 162H236V161H235ZM235 162H234V163H235ZM20 163H22V162L20 161ZM25 163H26V162H25ZM41 163H42V162H41ZM44 163H45V162H44ZM46 163H47V162H46ZM63 163H61L60 166H62ZM85 163H86V162H85ZM106 163H107V162H106ZM106 163H104V164H106ZM108 163H109V162H108ZM117 163H118V162H117ZM119 163H120V162H119ZM140 163H141V162H140ZM147 163L150 164L151 162L149 163V161H148ZM176 163H177V162H176ZM243 163H244V162H243ZM252 163H253V162H252ZM4 164H5V163H4ZM10 164H11V163H10ZM10 164H9V166H10ZM23 164H24V162H23ZM36 164H37V162H36ZM36 164H34V166H35ZM42 164H43V163H42ZM49 164H50V163H49ZM66 164H64V166H66ZM76 164H77V163L75 162V165H76ZM81 164H82V163H81ZM104 164H103V165H104ZM142 164H143V163H142ZM145 164H146V163H145ZM216 164H217V163H216ZM244 164H245V163H244ZM18 165H19V164H18ZM18 165H17V166H18ZM44 165H45V164H44ZM44 165H43V166H44ZM72 165H73V164H72ZM75 165H74L73 167H75ZM77 165H79V164H77ZM172 165H173V164H172ZM174 165H175V163H174ZM174 165H173V166H174ZM233 165H234V164H233ZM236 165H239V164L237 163ZM241 165H242V164H241ZM250 165H251V162H250ZM19 166H21V165H19ZM24 166H26V165L24 164ZM34 166L31 167V168H34ZM39 166L41 167V164H40ZM64 166H63V168H64ZM82 166H83V165H82ZM99 166H100V165H99ZM145 166H146V165H145ZM188 166H189V165H188ZM252 166H253V165H252ZM252 166H251V169H252ZM26 167H27V166H26ZM40 167H39V169H40ZM46 167H47V169H48V165H46ZM46 167H44V168H46ZM93 167H94V166H93ZM192 167H193V166H192ZM234 167H236V166H234ZM240 167H241V166H240ZM19 168H20V167H19ZM19 168H18V170H19ZM31 168H30V169H31ZM42 168H43V167H42ZM44 168H43V170H44ZM94 168H95V167H94ZM208 168H209V167H208ZM244 168H247V167L245 166ZM12 169H13V168H12ZM21 169H22V168H21ZM24 169H26V168H24ZM27 169H28V168H27ZM36 169H38V166H37ZM55 169H56V168H55ZM59 169H60V168H59ZM89 169H90V168H89ZM96 169H97V168H96ZM98 169H99V167H98ZM103 169H104V167H103ZM217 169H218V168H217ZM217 169H216V170H217ZM220 169H221V168H220ZM241 169H242V168H241ZM2 170H3V169H2ZM10 170H11V169H10ZM13 170H14V169H13ZM87 170H88V169H87ZM99 170H100V172H103V171H101V168H100ZM106 170L108 171V169H106ZM191 170H192V169H191ZM206 170H207V169H206ZM234 170H236V169H234ZM245 170L247 171V169H245ZM34 171H35V170H34ZM94 171H95V170H94ZM96 171H97V170H96ZM238 171H239V170H238ZM238 171H237V172H238ZM253 171H254V170H253ZM7 172H8V171H7ZM30 172H31V171H30ZM30 172H29V173H30ZM60 172H62V171H60ZM60 172H59V173H60ZM91 172H93V171H91ZM98 172H99V171H98ZM98 172H96L97 175L99 174ZM114 172H115V171H114ZM114 172H113V173H114ZM194 172H195V171H194ZM197 172H199V171H197ZM197 172H196V173H197ZM200 172H202V171H200ZM217 172H218V171H217ZM229 172H230V171H229ZM1 173H2V172H1ZM14 173H16V170H14ZM14 173H13V174H14ZM22 173H23V171H22ZM96 173H95V175H96ZM104 173H105V172H104ZM127 173H128V172H127ZM213 173H216V172H213ZM235 173H236V172H234V174H235ZM251 173H252V172H251ZM3 174H4V173H3ZM7 174H8V173H7ZM20 174H21V173H20ZM20 174H19V175H20ZM49 174H50V173H49ZM203 174H204V176H205V173H203ZM248 174H249V173H248ZM10 175H11V174H10ZM23 175H24V174H23ZM31 175H32V174H31ZM31 175H30L29 177H31V178L34 177V176H31ZM33 175H35V174H33ZM93 175H94V174H93ZM95 175H94V176H95ZM97 175H96V176H97ZM193 175H194V174H192V176H193ZM195 175H196V174H195ZM198 175H200V174L198 173L197 176H198ZM213 175H214V174H212V176H213ZM250 175H251V174H249V176H250ZM4 176H6V175H4ZM14 176H15V174H14ZM17 176H18V175H17ZM17 176H16V177H17ZM89 176H91V175H89ZM202 176H203V175H202ZM212 176H210V177L212 178ZM242 176H244V175L242 174ZM10 177H11V176H10ZM10 177L8 178L9 180H10V179L12 180V178H14L13 176H12V178H10ZM23 177H24V176H23ZM50 177H51V176H50ZM92 177H93V176H92ZM194 177H195V176H194ZM222 177H223V176H222ZM225 177H226V176H225ZM225 177H223V178H225ZM236 177H237V175H236ZM240 177H241V176H240ZM35 178H36V175H35ZM35 178H34V179H35ZM192 178H193V177H192ZM207 178H208V177H207ZM207 178H206V179H207ZM228 178L230 179V177H228ZM242 178H244V177H242ZM246 178H247V179H246ZM246 178H245V179L248 180V176H247ZM255 178H256V177H255ZM25 179H26L25 181H27L29 178H28V179L25 178ZM32 179H33V178H32ZM220 179H221V178H220ZM238 179H239V178H238ZM240 179H241V178H240ZM240 179H239V180H240ZM245 179H244V180H245ZM257 179H258V178H257ZM257 179H255V180L257 181ZM11 180H10V181H11ZM23 180H24V179H23ZM30 180H31V179H30ZM45 180H46V179H45ZM92 180H93V181L95 180V182L97 181L96 178H94V179H92ZM207 180H208V179H207ZM218 180H219V177H218ZM233 180H234V179H233ZM251 180L254 181V179H251ZM1 181H3V180H1ZM1 181H0V182H1ZM7 181H8V180H7ZM89 181H91V180H89ZM93 181H92V182H93ZM99 181H101V180H99ZM200 181H201V180H200ZM216 181H217V180H216ZM256 181H255V182H256ZM258 181H262V178H261V180L259 179ZM258 181H257V182H258ZM11 182H12V181H11ZM13 182H14V181H13ZM13 182H12V183H13ZM31 182H32V181H31ZM95 182H94V183H95ZM5 183H6V182H5ZM8 183H9V181H8ZM15 183H16V182H15ZM18 183H19V182H18ZM20 183H21V182H20ZM22 183H23V182H22ZM22 183H21V184H22ZM26 183H28V182H26ZM26 183H25V184H26ZM34 183L37 184V181L34 182ZM96 183H97V182H96ZM143 183H145V182H143ZM143 183H142V184H143ZM146 183L148 184V181H147ZM146 183H145V184H146ZM240 183H241V182H240ZM251 183H252V182H251ZM251 183H250V184H251ZM258 183H260V182H258ZM258 183H257V184H258ZM16 184H17V183H16ZM21 184H20V185H21ZM35 184H33V185L35 186ZM52 184H53V183H52ZM52 184H51V185H52ZM92 184H93V183H92ZM92 184H90V185H92ZM97 184H98V183H97ZM142 184H141V185H142ZM253 184H255V183L253 182ZM253 184H252V185H253ZM3 185H4V184H3ZM8 185H9V186H13V184L10 185V183L7 184L6 186H8ZM20 185H19V186H20ZM29 185H30V183H29ZM31 185H32V184H31ZM31 185H30V186H31ZM39 185H40V184H39ZM39 185H37V188H38ZM47 185H48V186H51V185H49L48 183H47ZM82 185H83V184H82ZM87 185H88V184H87ZM93 185H94V184H93ZM143 185H144V184H143ZM174 185H175V184H174ZM176 185H177V184H176ZM227 185H228V184H227ZM252 185H251V186H252ZM1 186H2V185H1ZM6 186H5V187H6ZM14 186H16V185L14 184ZM17 186H18V184H17ZM30 186H27V188H28V187L30 188ZM40 186H41V185H40ZM42 186H43V184H42ZM44 186H45V185H44ZM139 186H140V185H139ZM255 186H256V184H255ZM5 187L3 186V188H5ZM21 187H22V186H21ZM21 187H20V188H21ZM32 187H33V186H32ZM35 187H36V186H35ZM45 187H46V186H45ZM45 187H44V189H45ZM51 187H52V186H51ZM85 187H87L86 184H85ZM88 187H89V186H88ZM130 187H131V186H130ZM141 187H143V186H141ZM141 187H140L139 189H141ZM201 187H202V186H201ZM236 187H237V186H236ZM240 187H241V184H240ZM253 187H254V186H253ZM253 187H252V188H253ZM9 188H10V187H8V189H9ZM17 188H18V187H17ZM37 188H36V189H37ZM39 188H40V187H39ZM153 188H154V187H153ZM174 188H175V186H174ZM197 188H198V187H197ZM203 188H204V187H203ZM212 188H213V187H212ZM226 188H227V187H226ZM237 188H239V187H237ZM257 188H258V187H257ZM0 189H1V188H0ZM11 189H12V188H10L9 190H11ZM21 189H22V188H21ZM34 189H35V188H34ZM73 189H74V187H73ZM73 189L71 188L70 192H71ZM146 189H147V188H146ZM216 189H217V188H216ZM239 189H240V188H239ZM255 189H256V187H255ZM9 190H8V193H9V192L11 193L12 191H9ZM12 190H13V189H12ZM37 190H38V189H37ZM58 190H59V189H58ZM77 190H78V188H77ZM143 190H145V189H143ZM143 190H142V191H143ZM195 190H196V189H195ZM218 190H219V189H218ZM241 190H242V189H241ZM259 190H260V189H259ZM13 191H14V190H13ZM52 191H53V189H52ZM222 191H223V190H222ZM225 191H226V190H225ZM227 191H228V190H227ZM237 191H238V189H237ZM242 191L244 192L245 190H242ZM246 191H247V190H246ZM246 191H245V192H246ZM0 192H1V190H0ZM60 192H61V191H60ZM65 192H66V191H65ZM75 192H76V191H75ZM143 192H144V191H143ZM209 192H210V191H209ZM211 192H212V191H211ZM254 192H255V191H254ZM12 193H13V192H12ZM68 193H69V192H68ZM91 193H92V192H91ZM137 193H138V192H137ZM144 193H145V192H144ZM144 193H143V195H144ZM212 193H213V192H212ZM212 193H211V194H208V196H209V195H212ZM66 194H67V193H66ZM13 195H14V194H13ZM71 195H72V193L70 194V196H71ZM94 195H95V194H94ZM132 195H133V194H132ZM234 195H235V194L232 195V192H231V196H234ZM242 195H243V194H242ZM0 196H2V195L0 194ZM11 196H12V195H11ZM14 196H15V195H14ZM16 196H17V195H16ZM16 196H15V197H16ZM51 196H52V195H51ZM70 196H69V197H70ZM106 196H107V195H106ZM106 196H104L103 198H105ZM113 196H114V195H113ZM141 196H142V194H141ZM225 196H226V195H225ZM65 197H66V196H65ZM69 197H68V198H69ZM77 197H78V196H77ZM83 197H85V196H83ZM97 197H100V196L97 195ZM144 197H145V195H144ZM202 197H203V198H200V199H204V196H202ZM205 197H206V196H205ZM210 197H212V196H210ZM214 197H215V195H214ZM227 197H228V196H227ZM229 197H230V195H229ZM241 197H242V196H241ZM10 198H11V197H10V195H9V199H10ZM17 198H18V197H17ZM55 198H56V197H55ZM93 198H94V197H93ZM103 198L101 197V198H98V199L101 200V199H103ZM112 198H113V197H112ZM242 198H243V197H242ZM261 198H263V197H261ZM1 199H3V196H2V198H0V200H1ZM9 199H8V204H7V205H9V202H11V201H12L13 203H15V202H14V201H15V200H14V197H13V200L10 199V201H9ZM15 199H16V198H15ZM20 199H22V198H20ZM20 199H19V200H20ZM52 199H54V198H52ZM85 199H88V198H85ZM116 199H117V198H116ZM258 199H259V198H258ZM3 200H4V199H3ZM23 200H25V199H23ZM35 200H36V199H35ZM50 200H51V199H50ZM92 200H93V199H92ZM96 200H97V198H96ZM96 200H95V201H96ZM99 200H97V202H96L97 205H101V204H99V202H98ZM103 200H104V199H103ZM103 200H102V201H103ZM105 200H106V199H105ZM112 200H113V199H112ZM183 200H184V199H183ZM192 200H194V199H192ZM196 200H197V199H196ZM262 200H263V199H262ZM21 201H22V200H21ZM25 201H26V200H25ZM52 201H54V200H52ZM52 201H51V203H52ZM80 201H81V200L78 199L77 203L80 202ZM84 201H85V200H84ZM102 201H101V202H102ZM107 201H108V200H107ZM116 201H117V200H116ZM202 201H203V200H202ZM226 201H227V200H226ZM259 201H260V200H259ZM5 202H7V201H5ZM12 202H11V203H12ZM23 202H24V201H23ZM31 202H32V201H31ZM31 202H29V203H31ZM81 202H83V201H81ZM89 202L91 203V201H88V202L86 201V203H89ZM118 202H120V200H119ZM118 202H116V203L118 204ZM194 202H195V200H194ZM198 202H199V200H198ZM227 202H228V201H227ZM227 202H225L224 205H228ZM231 202H232V201H231ZM0 203H1L0 205H2V202H1V201H0ZM11 203H10V205H11ZM21 203H22V202H20V204H21ZM32 203H33V202H32ZM51 203H50V206H51ZM77 203H74V204H77ZM84 203H85V202H84ZM84 203L81 205L82 208H83V205L86 206ZM90 203H89V204H90ZM116 203H115V204H116ZM176 203H177V202H176ZM192 203H193V202H192ZM223 203H224V202H223ZM232 203H233V202H232ZM232 203H231V204H232ZM5 204H6V203H5ZM17 204H19V203H18V202L15 203V206H16ZM22 204L25 206L26 203H25V204L22 203ZM89 204H88V205H89ZM106 204H107V203H106ZM106 204H105V205H106ZM110 204H112L111 201H110ZM117 204H116V205H117ZM234 204H235V203H234ZM10 205H9V206H10ZM28 205H30V204H28ZM68 205H69V204H68ZM91 205H92V204H90L89 206L92 207ZM93 205H94V204H93ZM105 205L102 204V207L105 206ZM112 205H113V204H112ZM112 205H111V206H112ZM116 205H114V206H116ZM118 205H120V203H119ZM177 205H178V203H177ZM193 205H194V204H193ZM198 205H200V204H198ZM252 205H254V204H252ZM259 205H261V206L263 207L262 204H259ZM259 205H258V206H259ZM17 206H18V205H17ZM17 206H16V208H19V207L22 206V205H20L19 207H17ZM24 206H23V207H24ZM32 206H33V204H31V207H32ZM50 206H49V207H50ZM121 206H122V205H121ZM125 206H126V205H125ZM132 206H133V205H132ZM161 206H163V205H161ZM183 206H185V209H186V207H187V206H186V203H185V205H183ZM196 206H197V205H196ZM255 206H256V205H255ZM35 207H36V206H35ZM35 207L33 206V207L30 208L29 210H31V209H34V210H35ZM44 207H45V206H44ZM98 207L100 208V206H98ZM106 207H107V206H106ZM106 207H105V208H106ZM116 207H117V206H116ZM128 207H129V206H128ZM175 207H176V206H175ZM175 207H172V208L174 209ZM194 207H195V206H194ZM249 207H250V206H249ZM251 207H254V206H251ZM28 208H29V207H28ZM80 208H81V207H80ZM80 208H79V209H80ZM85 208H86V207H85ZM87 208H88V206H87ZM105 208H104V209H105ZM112 208H113V206H112ZM112 208H111V209H112ZM120 208H121V207H119V210H120ZM122 208H124V207H122ZM163 208H164V207H163ZM165 208H167V207H165ZM168 208H169V207H168ZM172 208H171V211H172ZM190 208H192V207H190ZM195 208H196V207H195ZM203 208H204V207H203ZM203 208H202V209H203ZM260 208H261V207H260ZM19 209H20V208H19ZM37 209H38V208H37ZM76 209H77V207H76ZM100 209H101V208H100ZM107 209H108V208H107ZM111 209H109V212H111ZM155 209H156V207H155ZM158 209H161V208H158ZM196 209H197V208H196ZM245 209H246V208H245ZM248 209H249V208H248ZM261 209H262V208H261ZM86 210H87V209H86ZM97 210H98V209H97ZM116 210H117V209H116ZM121 210H122V209H121ZM123 210H124V209H123ZM125 210H127V209H125ZM129 210H130V209H129ZM156 210H157V209H156ZM162 210H163V209H162ZM164 210H166V209H164ZM175 210H176V208H175ZM253 210H254V209H253ZM255 210H256V209H255ZM5 211H7V208L5 209ZM5 211H4V213H6ZM16 211H17V210H16ZM16 211H15V212H16ZM41 211H43V209H42ZM130 211H131V210H130ZM159 211H160V210H159ZM181 211L184 213L186 210L184 211V210L182 209ZM190 211H191V210H190ZM199 211H200V210H199ZM212 211H213V210H212ZM30 212H31V211H29V213H30ZM32 212H33V211H32ZM85 212H86V211H85ZM107 212H108V211H107ZM115 212H116V211H115ZM117 212H118V210H117ZM124 212H125V211H123V213H124ZM164 212H165V211H164ZM179 212H180V211H177V213H179ZM206 212H207V211H206ZM36 213H37V212H36ZM61 213H62V212H61ZM94 213H95V212H94ZM97 213H98V212H97ZM118 213H120V211H119ZM123 213H122V214H123ZM153 213H154V212H153ZM188 213L191 214L189 211H188ZM201 213H202V212H201ZM201 213H199V214H201ZM13 214H14V213H13ZM13 214H12V215H13ZM115 214H116V213H114V214L112 213V215H111V213H110L111 216H114ZM128 214H129V213H128ZM149 214H150V213H148V215H149ZM162 214H163V213H162ZM181 214H182V213H181ZM252 214H253V213H252ZM9 215L11 216V214H9ZM29 215H31V214H29ZM32 215H33V214H32ZM32 215H31V218H32ZM108 215H109V213H108ZM108 215H107V216H108ZM183 215H188V214H187V212H186V214H182V216H183ZM201 215H202V214H201ZM205 215H206V214H205ZM248 215H249V214H248ZM2 216H3V215H2ZM5 216H6V215H5ZM7 216H8V212H7ZM13 216H14V215H13ZM27 216H28V215H27ZM34 216H35V215H34ZM36 216H37V215H36ZM36 216H35V217H36ZM84 216H86V214H85ZM107 216H106V217H107ZM129 216H130V215H129ZM131 216H132V215H131ZM160 216H161V215H160ZM189 216H190V215H189ZM196 216H197V215H196ZM29 217H30V216H29ZM104 217H105V216H104ZM106 217H105V218H106ZM150 217H152V216H150ZM180 217H181V216H179V218H180ZM185 217H186V216H185ZM202 217H203V216H202ZM249 217H250V216H249ZM262 217H263V215H262ZM3 218H4V217H3ZM10 218H11V217H10ZM26 218H27V219H26ZM26 218H25V224H26V222H27V223H30V222L28 221V217H26ZM31 218L29 219L30 221L33 219V218H32V219H31ZM80 218H82V217H80ZM109 218H111V217H109ZM134 218H135V217H134ZM181 218H182V217H181ZM187 218H188V217H187ZM193 218H194V217H193ZM193 218H192V219H193ZM209 218H210V217H209ZM6 219H9V218L6 217ZM6 219H5V220H6ZM12 219H13V217H12ZM16 219H18L17 216H16ZM83 219H84V217H83ZM106 219H107V218H106ZM153 219H154V218H153ZM190 219H191V218H190ZM235 219H236V218H235ZM248 219H250V218H248ZM1 220H2V219H1ZM26 220H27V221H26ZM85 220H86V218H85ZM100 220H101V219H100ZM193 220H194V219H193ZM193 220H192V221L190 220V221L193 222ZM203 220H204V219H203ZM8 221H9V220H8ZM14 221H15V220H14ZM17 221H18V220H17ZM17 221H16V223H17ZM20 221H23V220H20ZM20 221H19V223H17V224L20 225ZM103 221H104V220H103ZM121 221H122V220H121ZM132 221H133V220H132ZM176 221H177V220H176ZM206 221H207V220H206ZM236 221H238V220H236ZM245 221H247V219H246ZM245 221H243V222H245ZM11 222H12V221H9L8 223H11ZM31 222H33V221H31ZM94 222H95V221H94ZM105 222L107 223L108 221L106 220ZM105 222H104V223H105ZM148 222H149V221H148ZM195 222L198 223L199 221H198V220H194V223H195ZM210 222L212 223L213 221H210V220H209V223H210ZM228 222H229V221H228ZM243 222H242V223H243ZM262 222H263V221H262ZM8 223H5V224H8ZM112 223H113V222H112ZM120 223H121V222H120ZM175 223H176V222H175ZM179 223H181V222H179ZM197 223H196V224H197ZM203 223H205V222H203ZM222 223H223V222H222ZM247 223H248V224H249V223L252 224L251 222H247ZM0 224H1V223H0ZM32 224H33V223H32ZM81 224H83V222H82ZM101 224L103 225V223H101ZM166 224H167V223H166ZM201 224H202V222H201ZM205 224H206V223H205ZM212 224L215 225L214 222H213ZM212 224H209V226H210V225L212 226ZM218 224H219V222H218ZM220 224H221V223H220ZM220 224H219V225H220ZM224 224H225V223H224ZM245 224H246V223H245ZM254 224H255V223H254ZM11 225H13V223H12ZM29 225H31V224H29ZM29 225H28L27 228H29ZM33 225H34V224H33ZM78 225H79V223H78ZM109 225H111V224H109ZM174 225H175V224H174ZM181 225H182V224H181ZM192 225H193V224H192ZM214 225H213V226H214ZM225 225H226V224H225ZM227 225H229V224L227 223ZM22 226H24V225H22ZM25 226H26V225H25ZM118 226H119V224H118ZM124 226H125V225H123V227H124ZM149 226H150V225H149ZM154 226H155V225H154ZM178 226H180V224H179ZM207 226H208V223H207ZM215 226H216V225H215ZM215 226H214V227H215ZM222 226H223V227H222ZM222 226H221V227L224 228V225H222ZM30 227H31V226H30ZM46 227H47V226H46ZM96 227H97V226H96ZM150 227H151V226H150ZM167 227H168V226H167ZM227 227H228V226H227ZM234 227H235V226H234ZM250 227H251V226H250ZM256 227H257V226H256ZM5 228H7V227H5ZM81 228H82V227H81ZM108 228H109V227H108ZM110 228H111V227H110ZM156 228H157V226H156ZM162 228H163V227H162ZM165 228H166V227H165ZM165 228H164V229H165ZM174 228H175V227H174ZM176 228H177V227H176ZM225 228H226V227H225ZM46 229H47V228H46ZM66 229H67V227H66ZM166 229H167V228H166ZM212 229H213V228H212ZM240 229H241V228H240ZM4 230H5V229H2V232H3ZM6 230H7V229H6ZM6 230H5V231H6ZM81 230H83V229H81ZM84 230H85V229H84ZM86 230H87V229H86ZM107 230H108V229H107ZM151 230H152V229H151ZM154 230H155V229H154ZM172 230H173V229H172ZM176 230H177V229H175V231H176ZM208 230H209V228H208ZM215 230H216V229H215ZM222 230H223V229H222ZM232 230H235V228H232ZM255 230H256V229H255ZM0 231H1V229H0ZM5 231L3 232L4 234H6ZM7 231H8V230H7ZM30 231H31V230H30ZM30 231H29V232H30ZM79 231H80V229H79ZM89 231H90V229H89ZM164 231H166V230H164ZM167 231H169V230H167ZM167 231H166V232H167ZM173 231H174V230H173ZM173 231H172V232H173ZM209 231H210V230H209ZM250 231L253 232L254 229H253V231H252V230H250ZM2 232H1V233H2ZM33 232H34V231H33ZM45 232H46V230H45ZM47 232H48V230H47ZM86 232H87V231H86ZM92 232H93V231H92ZM156 232H157V231H156ZM169 232H171V231H169ZM213 232H214V231H213ZM217 232H218V231H217ZM241 232H242V231H240L239 233H241ZM246 232L249 233V231H246ZM36 233H37V232H36ZM36 233H35V234H36ZM38 233H39V232H38ZM75 233H76V232H75ZM75 233H74V234H75ZM151 233H152V232H151ZM160 233H161V232H160ZM160 233H158V234H160ZM208 233H209V232H208ZM208 233H207V234H208ZM248 233H247V234H248ZM31 234H32V232H31ZM67 234H70V233H67ZM77 234H78V232H77ZM95 234H96V233H95ZM97 234H100V233H97ZM169 234H170V233H169ZM169 234H168V235H169ZM205 234H206V233H205ZM236 234L238 235V233H236ZM241 234H242V233H241ZM245 234H246V233H245ZM245 234H244V235H245ZM255 234H257V233H255ZM8 235H9V234H8V232H7V237H8ZM33 235H34V234H33ZM36 235H37V234H36ZM36 235H35V236H36ZM44 235H45V234H44ZM65 235H66V234H65ZM101 235H102V234H101ZM101 235H100V236H101ZM163 235H164V234L162 233L161 236L163 237ZM165 235H166V234H165ZM210 235L212 236L211 233L209 234V236H210ZM215 235H216V234H215ZM239 235H240V234H239ZM258 235H259V234H258ZM258 235H256V236H258ZM1 236H2V235H1ZM30 236H31V235H30ZM37 236H38V235H37ZM37 236H36V237H37ZM53 236H54V235H53ZM56 236H57V235H56ZM56 236H55V237H56ZM96 236H97V235H96ZM202 236H203V235H202ZM211 236H210L209 240L211 239ZM256 236H255V237H256ZM5 237H6V236H5ZM28 237H29V235H28ZM41 237H42V235H41ZM44 237H45V236H43L42 238H44ZM46 237H47V236H46ZM46 237H45V238H46ZM93 237H95V235H94ZM101 237H102V236H101ZM119 237H120V236H119ZM162 237H161V238H162ZM196 237H197V236H196ZM237 237H239V236H237ZM244 237H245V236H244ZM42 238H41V240H43ZM57 238H58V237H57ZM99 238H100V237H99ZM111 238H112V237H111ZM111 238H109V239H111ZM114 238H116V237H114ZM123 238H124V237H123ZM156 238H157V237H156ZM165 238H166V236H165ZM172 238H173V237H172ZM174 238H175V237H174ZM200 238H201V237H200ZM205 238H207V237H205ZM205 238L203 237V240H204ZM212 238H215V236L212 237ZM218 238H219V237H217V239H218ZM224 238H225V237H224ZM257 238H258V237H257ZM257 238H256V239H257ZM27 239H28V238H27ZM27 239H26V240H27ZM34 239H35V238H34ZM37 239H38V238H37ZM62 239H64V238H61L60 241H61ZM100 239H101V238H100ZM112 239H113V238H112ZM116 239H117V238H116ZM159 239H160V238H159ZM176 239H177V238H176ZM188 239H190V238H188ZM193 239H194V238H193ZM197 239H199V237H197ZM197 239H195V240H197ZM207 239H208V238H207ZM222 239H223V238H222ZM46 240H47V239H46ZM46 240H45V241H46ZM48 240H49V239H48ZM75 240H76V239H75ZM121 240H122V239H121ZM180 240H181V239H180ZM203 240H202V241H203ZM205 240H206V239H205ZM205 240H204L203 242H205ZM219 240H220V239H219ZM219 240H218V242H219ZM229 240H230V239H229ZM241 240H242V239H241ZM258 240H259V239H258ZM5 241H6V240H5ZM45 241H44V242H45ZM63 241H64V240H63ZM71 241H73V240H71ZM99 241H100V240H99ZM105 241H106V240H105ZM150 241H151V240H150ZM152 241H154V240H152ZM155 241H156V240H155ZM160 241H161V240H160ZM182 241H187V242H188V241H191V240H187V239H186V240H182ZM199 241H200V240H199ZM213 241H214V240H213ZM216 241H217V240H216ZM222 241H223V240H222ZM33 242H35V241H33ZM49 242H50V241H49ZM49 242H48V243H49ZM57 242H59V241H57ZM142 242H143V241H142ZM165 242H166V241H165ZM178 242H179V240H178ZM206 242H208V241H206ZM209 242H210V241H209ZM255 242H256V240H255ZM5 243H6V242H5ZM8 243H9V242H8ZM46 243H47V242H46ZM80 243H81V242H80ZM104 243H105V242H104ZM146 243H147V242H146ZM160 243H161V242H160ZM169 243H170V242H169ZM171 243H172V242H171ZM175 243H176V242H175ZM179 243H181V241H180ZM189 243H190V242H188V244H189ZM214 243H215V241L213 242V244H214ZM257 243H258V242H257ZM262 243H263V242H262ZM262 243H260V244H262ZM0 244H1V243H0ZM34 244H35V243H34ZM143 244H144V243H143ZM167 244H168V242H167ZM167 244H165V245H167ZM182 244H183V243H182ZM182 244H181V245H182ZM216 244H217V243H216ZM216 244H215V245H216ZM1 245H2V244H1ZM26 245H27V244H26ZM138 245H139V244H138ZM163 245H164V244H163ZM163 245H162V247H163ZM165 245H164V246H165ZM172 245H173V244H171V246H172ZM178 245H179V244H178ZM210 245H211V244H210ZM239 245H240V244H238V246H239ZM5 246L7 247V245H5ZM8 246H9V245H8ZM22 246H23V245H21V247H22ZM42 246H44V250H43V251H45L44 253H46L48 249H50V250L52 249V250H53V248L45 247L46 245H42ZM54 246H55V244H54ZM101 246H102V245H101ZM105 246H107V245L105 244ZM134 246H135V245H134ZM176 246H177V245H176ZM253 246H254V245H253ZM253 246H251V247H253ZM256 246H257V245H256ZM3 247H4V244H3ZM6 247H5V248H6ZM12 247H13V246H12ZM14 247H16V246H14ZM24 247H25V245H24ZM28 247H29V246H28ZM52 247H53V245H52ZM166 247H167V246H165V248H166ZM234 247H235V246H234ZM248 247L250 248V246H248ZM248 247H247L246 249H248ZM1 248H2V247H1ZM1 248H0V250H2ZM47 248H48V249H47ZM132 248H134V247H132ZM158 248H159V247H158ZM179 248H180V247H179ZM187 248H188V247H187ZM207 248H208V246H207ZM207 248H206V249H207ZM16 249H17V248H16ZM18 249H19V248H18ZM18 249H17V250H18ZM20 249H21V248H20ZM46 249H47V250H46ZM58 249H59V248H58ZM58 249H57V250H58ZM81 249H83V248H81ZM91 249H92V248H91ZM130 249H131V248H130ZM167 249H168V248H167ZM192 249H193V247H192ZM192 249H191V250H192ZM206 249H205V250H206ZM4 250H5V249H4ZM11 250H12V249H11ZM52 250H51V251H52ZM55 250H56V249H54L53 251H55ZM57 250H56V252H58ZM73 250H77V249H73ZM73 250H72V251H73ZM127 250H128V249H127ZM175 250H176V249H175ZM203 250H204V249H203ZM238 250H239V249H238ZM259 250H260V249H259ZM261 250H262V249H261ZM31 251H32V250H31ZM35 251H36V250H35ZM62 251H63V250H62ZM89 251H90V250H89ZM129 251H131V250H129ZM176 251H177V250H176ZM194 251H195V250H194ZM214 251H216V250H214ZM245 251H246V250H245ZM245 251H244V253H245ZM247 251H248V250H247ZM21 252H22V251H21ZM90 252H91V251H90ZM191 252H192V251H191ZM259 252H260V251H259ZM0 253H1V252H0ZM12 253H13V250H12ZM52 253L54 254V252H52ZM105 253H108V251L105 252ZM105 253H103V254H105ZM168 253H169V252H168ZM173 253H174V251H173ZM201 253H202V252H201ZM241 253H243V252H241ZM244 253H243V254H244ZM256 253H257V252H256ZM3 254H4V252H3ZM6 254H7V252H6ZM20 254H21V253H20ZM20 254H19V256H20ZM50 254H51V253H50ZM99 254H101V253H99ZM103 254H102L101 256H103ZM162 254H163V253H162ZM171 254H172V252H171ZM202 254H205V253L203 252ZM212 254H213V253H212ZM216 254L219 255L218 253H216ZM243 254H242V255H243ZM259 254H262V252H260ZM10 255H11V254H10ZM14 255H15V254H14ZM14 255H12V256L15 257L17 254H16L15 256H14ZM22 255H24V254H22ZM87 255H88V254H87ZM91 255H92V254H91ZM91 255H90V256H91ZM168 255H169V254H168ZM172 255H173V254H172ZM205 255H206V254H205ZM205 255H204V256H205ZM263 255H264V254H263ZM46 256H47V255H46ZM164 256H165V255H164ZM199 256H200V255H199ZM199 256H198V257H199ZM235 256H236V255H235ZM240 256H241V255H240ZM258 256H259V255H258ZM258 256H256L255 258H257ZM16 257H17V256H16ZM20 257H21V256H20ZM20 257H19V258H20ZM64 257H65V256H64ZM152 257H153V256H152ZM202 257H203V256H202ZM202 257H201V258H202ZM217 257H218V256H217ZM237 257H238V256H236V258H237ZM19 258H18V259H19ZM21 258H22V257H21ZM23 258H24V257H23ZM89 258H90V257H89ZM89 258H88V259H89ZM101 258H102V257H101ZM140 258H141V257H140ZM170 258H172V257H170ZM170 258H168V260H169ZM258 258H259V257H258ZM205 259H206V258H205ZM7 260H8V259H7ZM7 260H6V261H7ZM23 260H24V259H23ZM23 260H21V261H23ZM34 260H35V259H34ZM34 260H33V261H34ZM225 260H226V259H225ZM225 260L223 259V260H221V262H222V261H225ZM227 260H228V259H227ZM227 260H226V262H227ZM258 260H259V262H260V259H258ZM1 261H2V259H1ZM3 261H4V260H3ZM12 261H13V260H12ZM14 261H15V260H14ZM19 261H20V260H19ZM19 261H18V262H19ZM37 261H38V260H37ZM87 261H89V260H87ZM87 261H86V262H87ZM228 261H229V260H228ZM232 261H233V260H232ZM240 261H241V260H240ZM240 261H239V262H240ZM242 261L245 262V260H243V259H242ZM250 261H251V260H250ZM250 261H249V263H250ZM262 261H264V259H262ZM25 262H26V261H24V263H25ZM35 262H36V261H35ZM63 262H64V261H63ZM74 262H75V261H74ZM166 262H168V261H166ZM169 262H170V263H167V264H171V262H174V261H172V259H171V261H169ZM177 262L179 263V261H176V263H177ZM218 262H219V261H218ZM239 262H238V263H239ZM251 262H254V260L251 261ZM259 262H258V263H259ZM8 263H9V262H8ZM8 263H7V264H8ZM15 263H17V260L15 261ZM20 263H21V262H20ZM20 263H18V264H20ZM162 263H164V262H162ZM216 263H217V262H216ZM222 263H223V262H222ZM258 263H257V264H258ZM1 264H3V263H1ZM32 264H33V263H32ZM79 264H86V263H79ZM87 264H88V263H87ZM142 264H143V263H142ZM164 264H166V263H164ZM212 264H213V263H212ZM224 264H227V263H224ZM228 264H231V263H228ZM232 264H236V263L234 262V263H232ZM255 264H256V263H255ZM262 264H264V262H262Z\"/></svg>",
    "mask_w": 264,
    "mask_h": 264
}]
</instances>
